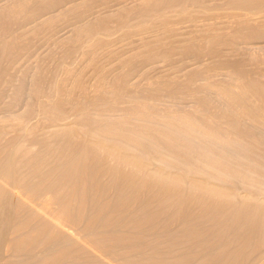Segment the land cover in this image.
I'll use <instances>...</instances> for the list:
<instances>
[{
	"label": "rangeland",
	"instance_id": "374dc122",
	"mask_svg": "<svg viewBox=\"0 0 264 264\" xmlns=\"http://www.w3.org/2000/svg\"><path fill=\"white\" fill-rule=\"evenodd\" d=\"M21 1V2H20ZM24 1H27V2H25L26 3V5L24 6V8L28 5V7H26L25 9H22L23 8V6H20L19 8H17L18 7V4L19 5H22V3H24ZM28 1H29V3H35V5L32 3V4H29L28 3ZM31 1V2H30ZM144 1V0H143ZM147 1V0H146ZM150 1V0H149ZM188 1L189 0H186V2L187 3H183V4H186V5H188V6H190V2H191V0L189 1V3H188ZM206 1H207V3H206ZM204 0V2H205V5L207 4L208 5V2L210 1H208V0ZM213 1H215V2H213ZM225 0H223V1H219V0H211L209 3H210V5H212V4H214V5H216V6H214L213 8L212 7H210L211 8V10H210V12L208 11V16L210 17L211 16V18H213L214 16L216 17V19H215V17H214V20L213 19H211V18H208V16H205V14H207V13H205V14H203V16L201 15V14H199L200 16H197L196 18H195V22L194 23H196V24H191V22H189L191 25V31H195V27H196V30L197 29H200V26L202 25V23H201V21L202 22H204L203 20L205 19V21H207L208 23H211L212 24V22L213 23H216V25H214L215 27L217 26V23L219 22V21H221L223 18L225 19H223L224 21H221L220 23L221 24H223V27H222V25L220 24V23H218V24H220L221 26L219 27V28H221V30L223 29V31H225L226 30V32L227 33H230V31H231V33H232V31L233 30H235L234 28H236V27H234L232 24H233V20H231L230 18H233L231 15H229L228 17L229 18H226L227 17V15L228 14H230V12H231V10L233 11V13H236L237 11H238V9H234L233 7H230L229 5H231V4H229L230 2L228 1V0H226L227 1V4H228V6L229 7H226V3L224 2ZM7 2V3H6ZM16 2H18V3H16ZM57 2V3H56ZM213 2V3H212ZM218 2V3H217ZM221 2V3H220ZM3 3V4H2ZM28 3V4H27ZM70 3V4H69ZM122 3V4H121ZM123 3H124V5H123ZM128 3V4H127ZM141 3L140 2V0H35V2H34V0H0V24H1V22L3 23V24H1L0 25V41H1V45H0V50H2L3 51V54H1L2 53V51H0V148L1 147H3V146H5L6 145V143H9V139L11 140L15 135L17 136V138H16V140L18 139L19 141L20 140H22V143H23V141H26V140H24L23 138H22V136H23V134L25 135V136H23V137H25V139H26V136L28 135L26 132H28L30 135H32L33 134V131H32V129L31 128H33V129H35L34 127L36 126V128H37V126H44V125H46V127L48 128V129H50V128H52V127H59V128H61L62 126L63 127H65V126H67V124L69 123V125H71V127L73 128V126H75L74 128H76V127H78V125L76 126V124L77 123H74V122H78V118L77 117H79V120H80V116L82 115V117H84V118H87L86 116H84L85 114L91 119L90 121H91V123H92V120L94 121L93 122V124H92V126L91 125H88V127H86L85 129H88V131H86V132H89V130H90V132H91V137H90V135H87V134H83V135H81V136H86V138L84 137H81V141L83 140V139H85V141L87 142H89V143H91V140L92 139H97L98 141H97V143H102V141H103V143H109V144H112V145H115L116 143L117 144H120V143H122L121 145L123 146V145H125V147L126 148H128V150H132V151H134L135 152V154L136 155H139L140 154V157L143 159V161H144V163L145 164H147L146 165V169H150V170H157V169H161V167H162V171H165L166 172V170L168 171V172H172V173H174L175 171V175H178L177 173L179 172V171H184L185 169L184 168H187L184 172H182V176H183V173H184V175L188 172V174H186V175H190V176H192V174H193V178H195V177H197L196 179L197 180H199V178H201L200 179V181L201 180H203V182H204V180H208V182H213V184L215 185H218L219 187H221V188H223L224 186V188L223 189H226V190H229V188H230V193H232L233 195L232 196H234V198L232 197L231 198V196L229 197V195L227 196L228 198H227V200L229 199V198H231V200L229 199L228 200V205L226 204L227 203V201H224L225 199H226V197L225 198H223L221 195H218L217 197H220V200H222L221 202L219 201L218 203H217V201L219 200V199H217V197H216V203H214V201H215V199L214 198H211V199H214L212 202L214 203V204H210L211 202V200H209L208 198H209V196H205V195H207V194H210V192L209 193H207L206 191L207 190H205V191H203V192H206V194L205 193H201V190L203 189L204 190V188H199L198 189V192L197 191H195L196 193H194V192H192L191 193V191H192V187H194V186H191V185H187V186H189V188L191 187V189H189V188H187V190H181V188H183V189H186V187L187 186H185V188L183 187L184 185H185V181H184V183H182L181 185H179V183H176V185H179L180 186V188L178 189V190H180V191H178V190H175V188H176V186L174 185V186H172L173 188H171V189H173V190H175V191H178V192H174L173 190H168V191H164V193L166 192H168V195L169 196H165L164 194H163V196L165 197H160L161 198V200H159L160 198H158V199H153V200H151L152 199V197L154 196V192H155V197L156 196H158V195H160V196H162V194H160L161 192L163 193V191H161L162 190V188H161V192L159 193V192H157V186L159 187V185H160V181H157V184H154L153 183V185H157V186H152L151 184H152V182L150 183V185H151V188L148 190L147 189V187H142V183H140V180L142 181V180H147V179H149V178H147V177H145L146 175L145 174H143L141 171L138 173V171L136 170V172L138 173L137 175H135V169L134 170H132L131 168H130V171H128V172H132V171H134V173H133V177H134V175L135 176H138V178L137 179H139V181H137L139 184H142V185H140V186H137V185H139V184H137V182L135 183H133L132 185H130L129 187H126L125 185H123L124 187H122L121 186V183L122 182H120L119 180V182L116 180L115 181V177H114V174H112V171H110L111 173L109 174H105V172H103V173H101L100 174V172L101 171H99V170H97V168H99L100 169V165H96L98 162L96 161V159L98 158V156H97V154H101L102 155V153H103V150L101 151V149H100V153H98L97 152V154L94 156L93 155V157H91V155H90V157H91V159H90V157H88V156H86V158H88V159H84L83 157V159H84V162L85 163H87L86 165L88 166H86L85 164H84V162L82 163H79V164H82L83 165V167L85 166V167H87V168H89V170H91V171H88V169L86 170L87 172H91L90 173V175H89V173H86V174H88L87 176H89L90 177V180L92 179V177L94 178V173L96 172H98L99 171V173H98V175H102L101 177L99 176H97V180H96V187H97V184H98V187L97 188H99V190L95 187V185H93V187H94V189H95V191H93L92 189H91V191H89L88 192V195H90V199H94V197H96L93 201H94V203L92 204V202H90V203H88L90 200L88 199V204H91L92 205V208H91V205H88V204H86L87 206L85 207V213H84V216L85 215H88V214H92V212H93V214L92 215H94L95 214V208H93V206L95 207V204H99V205H101V202H105V201H107L108 203H107V205H104V206H108V208H107V211H108V213H116L115 214V217L114 218H111V219H109L110 221H108V219L106 220L105 219V216H107V213H106V211L105 212H103V213H105V214H103L102 215V218H100V220L102 221V225L101 224H99L101 227H104L105 228V226H107V225H109L107 228H109V229H112V228H114V230L116 231L115 233H117L118 235H119V233H120V235H121V231H122V233L123 234H125V231L128 233V232H130L129 233V235H134V236H132L133 238L132 239H134V237L136 238V236H137V238L136 239H134L133 241H135V243L137 244V245H142V247L143 246H148V247H150V245H152V244H156V246H158V245H160L161 243H164V242H162V241H164V236H166V234H167V231H168V233H170V235H171V237H172V235H174V233L176 232H178V234H180V233H182V231H183V229H186L185 231H186V233H191V235L193 236V229H195V231H194V233H196V235L198 234L197 232L199 231V229H200V231H201V229H203L202 230V232H200V236L201 237H204V238H199L200 236H198L197 238H199V240L201 239V241L200 242H205V243H203L202 242V244H204V245H202L201 247H198V246H196V247H198L196 250V252L192 255V257H194V255H195V257L193 258V259H190V260H192V261H200V263L203 261V260H208L209 259V257L211 258L212 257V255L214 256V258L212 257L210 260H213V262L212 261H210V260H208V262L210 263V264H215L216 263V261H217V263H218V261L220 262V258H218V255L219 256H221V255H225V254H229V253H231L232 254V252H231V250L233 251V249H234V247L233 246H235V245H237L238 247H239V249H237V250H239V251H237V252H235L234 253V255H231V260L233 261H230V257H229V260H228V262H226V263H228V264H230L231 262V264H257V263H260L261 264V262H263L264 260H263V258H264V254H262V253H264V241H262L263 239H264V226L263 225H260V222H261V224L264 222V215H263V219H262V214L264 213L263 212V210H261L262 211V214H261V211H258L259 209H262L261 207H257V206H255L254 207V210L252 209L253 207L252 206H249V204H251L250 202H252V204L253 203H255V202H257L256 200H259V201H263L264 202V179H262L261 178V176L262 177H264V110H262V108L264 109V107H261V105L263 106L264 104L263 103H260V101H259V99H258V97L257 96H255V95H253V94H247V93H244V95L242 94H237V92L236 91H239V88H238V86L236 85L237 83H238V85H239V83H242V82H247V81H250L249 82V85H252V84H250L251 82H253L255 79V82L258 80V81H260V83L262 84V82H263V85H264V80H263V78H264V64H263V62H264V44L263 45H261V43H263L264 42V36H263V40L262 39H260V37H258V39H257V35L255 36V33L254 34H246L245 32L246 31H244V33L246 34L245 36H246V38H248V40H249V35H253L254 37H255V39L253 38V37H251L250 38V41H248L247 42V40L246 41H244V40H242V39H245V38H243L244 36L243 35H241V36H243V37H241L242 39H239L240 37H238V41H237V44L240 42L243 46H241V44L239 43L238 45H239V47L241 46V48L239 49L237 46V44H236V42L234 43V45H236V47L238 48V50H237V53H238V51H240L241 53L239 54L238 53V55H237V57H236V52L233 54V51H236V49H232V52H230L228 49H230L229 48V45H227L228 46V48H226L225 46L226 45H221V50L222 51H224V53H223V55L225 56L224 57V61H222L221 60V62H223V63H218L219 65H221V66H218V64H216L215 62H216V60H218L217 62H219L220 61V57L221 58H223L222 56H220V55H222L221 53L219 54V58H218V56H216L218 59H214L215 60V62L211 59V58H215V56H210L211 58H206L205 60L203 59L204 57H206V55L204 54H202L203 56V58L201 59H197V56L196 57H194L193 58V54H195V53H193L192 52V54H190V52L189 53H187V54H185V55H187V56H189V55H191V57L189 56V57H183V55L184 54H180V56L182 57L181 59H180V56H179V53L177 52V50L175 51V52H177V53H174V52H172L173 54H171V56H173V59L171 60V62H169L170 60H166L165 61V59H164V61H163V59L158 55L157 57L158 58H155V57H149V56H146L145 57V59L147 58V59H152V60H148L147 62L145 61V59H142V58H140V60L138 61V58L137 59H135L136 61H137V63H135L134 65H136V66H134L135 68H132V69H134V70H131V72L130 73H128V75H126V76H128L127 77V82L129 83V85L131 86V87H128L129 88V90H125V92H120L121 94H123V95H118V94H116V92L114 91V94H113V96H110L109 94H110V92H111V90H109L110 92H109V94L107 95H103V94H105V93H102V96H104V97H102L101 95H100V97L99 96H97L96 98L95 97H93L94 96V92L96 91V88H94V87H96V86H93V85H98L100 82H104L105 81V83L106 84H110V83H112L111 81L114 79L115 80V78L117 77H113V76H115L116 75V73L119 75L120 74V72H124V69H122V65L121 66H119L118 64H119V62H117L116 60H118V58H121L122 57V55L124 56V54H125V51H127L126 52V55L128 54V52L130 51V53L131 54H133V52L131 51V49L133 50L134 48L136 49H138L139 51H140V53L142 54V53H144L143 51L145 50L146 51V49L145 48H147V50H148V48H150L151 46H148L147 47V45H151L152 44V41L154 40V41H156L157 40V38L161 35V33H162V31L161 30H163L164 28L163 27H152V26H146L147 24H145L146 22H144L145 20L144 19H141L140 17H137V19H139V20H135L134 18H136V17H134V18H131V20L129 21V24L132 22V23H139V24H135L136 26H134V24H133V27L134 28H136V29H134L132 26H131V28H130V30L129 31H127V29L128 28H126V26H121L120 24H119V22H116V21H114V19L112 18L113 16L111 15L114 11V14L113 15H115V13L116 12H120V10L119 9H121V7H126L125 9H130L131 7V4H132V8H133V6L135 7L136 5H139V4ZM14 4V5H13ZM16 4V5H15ZM38 4V5H37ZM53 4V5H52ZM67 4V5H66ZM122 6H121V5ZM126 4V5H125ZM218 4V5H217ZM222 5V6H220V5ZM225 4V5H224ZM40 5V6H39ZM57 5V6H56ZM73 5H76L74 8H73ZM130 5V6H129ZM186 5H181V7H185ZM194 4H192L191 6L192 7H194L193 6ZM206 5V6H207ZM209 5V6H210ZM43 6V7H42ZM59 6V7H58ZM70 6H71V8H70ZM220 6V7H219ZM232 6V5H231ZM13 7V8H12ZM61 7L63 8V9H61ZM67 7H69V8H67ZM80 9H79V8ZM105 7V8H104ZM180 7V8H181ZM196 7V6H195ZM194 7V8H195ZM208 7V6H207ZM6 8V9H5ZM16 8V9H15ZM40 8V9H39ZM174 8V7H173ZM175 8H178V6H176ZM180 8L179 9H177V15H178V11H180ZM191 8V7H190ZM193 8V9H194ZM2 9V10H1ZM4 9V10H3ZM14 9V10H13ZM17 9H18V11H17ZM73 9H74V11L75 12H73ZM77 9H79L80 11H82V13L80 12L79 14H81V17L82 18H79L78 16H79V14H76V12L78 13L79 12V10H77ZM188 10H189V7L187 8ZM6 10V11H5ZM23 10V11H22ZM72 10V11H71ZM77 10V11H76ZM103 10V11H102ZM117 10H119V11H117ZM191 10V9H190ZM221 10V11H220ZM227 10V11H226ZM14 11V12H13ZM25 11V12H24ZM67 12L68 14H69V12H70V14L68 15L67 13H65V12ZM109 11V12H108ZM121 11H122V9H121ZM212 11L213 12H215L216 11V13H220V15H217L216 13H214V15H213V13H212ZM218 11V12H217ZM230 11V12H229ZM236 11V12H235ZM16 12V13H15ZM24 12V13H23ZM34 12V13H33ZM56 12V13H55ZM106 12V13H105ZM171 12V11H170ZM182 12V11H181ZM222 12V13H221ZM224 12V13H223ZM7 13H9V14H7ZM13 13H15L14 15H13ZM21 13V14H20ZM36 13V14H35ZM63 13V14H62ZM101 15H100V14ZM103 13H105V16H104V14ZM173 13V15L175 14L176 15V12L174 13V11L172 12ZM226 13H228V14H226ZM232 13V12H231ZM4 14V15H3ZM18 14V15H17ZM51 14H53V17H52V15ZM96 14V15H95ZM107 14V15H106ZM116 14H118V13H116ZM210 14H212V15H210ZM218 16H216V15ZM222 14V15H221ZM6 15V16H5ZM12 15V16H11ZM25 15V16H24ZM49 15V16H48ZM55 15H57L58 16V19L56 20V18H57V16H55ZM66 15V16H65ZM71 15V16H70ZM78 15V16H77ZM83 15V16H82ZM97 15H100V16H97ZM108 15H109V17H108ZM174 15V20H173V18L171 19V16H170V19L171 20H173L174 21V25L175 26H178V30H180V28L181 29H190V27H188L187 26V24H189V23H186V21H183L182 22V20L179 22V20H177V22H176V18L178 19V16L176 15L175 16ZM226 15V16H225ZM14 16V17H13ZM60 16V17H59ZM62 16H64V17H62ZM68 16V17H67ZM103 17V18H105L106 17V23H108L109 22V20H111V19H113V23L111 24L110 23V25H109V23L107 24V25H109L110 26V29H109V27L107 28V29H102L101 28V30L99 31V29H100V27H97V28H99V29H97V28H94V29H96V30H93L92 29V31H94L93 32V34L92 35H89V34H91L92 33V31H91V33H89V34H87V33H83V34H81L79 37H78V39H80V40H78V41H76V42H79V43H75V42H73V43H69V41H71L72 40V35H73V33H75L76 32V29L78 30L79 29V27L81 28H83V27H85L87 24L89 25V23L91 24V22L92 21H94L96 18H100V17ZM112 16V17H111ZM201 16H202V20H201ZM222 16H225V17H221L222 19H220V17ZM35 17V18H34ZM71 17V18H70ZM73 17V18H72ZM75 17V18H74ZM85 17V18H84ZM88 17V18H87ZM96 17V18H95ZM107 17H108V21H107ZM110 17H111V19H110ZM199 17V18H198ZM206 17V18H205ZM3 18V19H2ZM13 18V19H12ZM39 18V19H38ZM51 18L52 19H54L55 18V20H52V22H51ZM61 18V19H60ZM67 20H66V19ZM69 18L71 19V20H69ZM217 18H219V19H217ZM4 19H7V20H4ZM10 19H12V20H10ZM28 19V20H27ZM35 19V20H34ZM60 19V20H59ZM79 21H77V20ZM86 19V20H85ZM98 19H96V20H98ZM133 19V20H132ZM140 19L142 20V22L144 23H142V22H140ZM198 19H200V20H198ZM206 19H208V20H206ZM10 20V21H9ZM29 20H30V22H29ZM41 20V21H40ZM50 20V21H49ZM66 20V21H65ZM69 20V21H68ZM135 20V21H134ZM144 20V21H143ZM185 20V19H184ZM210 20H213V21H211L210 22ZM230 23V20L232 21V24H230V25H226V24H224L223 22H227V21ZM40 21V22H39ZM87 21H88V23H87ZM90 21V22H89ZM196 21H199L198 23L196 22ZM215 21H217V22H215ZM35 22V23H34ZM86 22V23H85ZM95 22V21H94ZM115 22V23H114ZM177 24H176V23ZM206 22V23H207ZM31 23H32V25H31ZM44 25H43V24ZM46 23V24H45ZM48 23V24H47ZM178 23H180L179 25H178ZM184 23H186V24H184ZM228 23V24H229ZM25 24H26V26H25ZM27 24H28V26H27ZM34 24V25H33ZM71 24V25H70ZM77 24H78V26H77ZM83 24V25H82ZM200 25V26H196V25ZM235 24V23H234ZM3 25H5L4 27H2ZM30 25V26H29ZM73 25V26H72ZM131 25V24H130ZM140 25L142 26L143 25V27H140ZM8 26V27H7ZM24 26V27H23ZM40 26H41V28H40ZM43 26V27H42ZM75 26H77V27H75ZM114 26V27H113ZM172 27H173V25H171ZM185 26V27H184ZM193 26H195V27H193ZM219 26V25H218ZM224 26H226L227 28H228V26H230L229 28H228V30H227V28L226 27H224ZM234 27V28H232V30H230L229 31V29L231 28V27ZM32 27H34V28H32ZM39 27L40 29H37V28ZM112 27L115 29H113L112 31H111V29H112ZM119 27V28H118ZM122 27H123V29L124 28H126L125 30L126 31H123V29H122ZM138 27H140L139 29H138ZM145 27H147L148 29L147 30H145L146 28ZM184 27V28H183ZM199 27V28H198ZM202 27V26H201ZM4 28V29H3ZM8 28V29H7ZM25 28V29H24ZM37 29V31H36V29ZM133 28V29H132ZM176 28H174V30L176 29ZM218 28V27H217ZM225 28V29H224ZM6 29V30H5ZM34 29H35V31H36V33H33V31H34ZM110 31H109V30ZM143 30V31H141V30ZM4 30V31H3ZM10 30V31H9ZM24 30V31H23ZM70 30H71V33H70ZM98 30V31H97ZM117 30V31H116ZM133 30H134V33H135V31H137V33H133ZM144 30H145V33H144ZM150 30H152V31H150ZM153 30H155V31H153ZM159 31V36H158V31ZM178 30L176 31H172V34L173 33H175V35L173 34V35H171V33L170 34H168V35H170L169 37L170 38H172V40H173V37L172 36H175V37H177L178 35H181L182 37L184 36V35H186V36H188V33H189V31L190 30H188V33H186V31L187 30H185V31H183V30H181V33H180V31H179V33H178ZM101 31H104V33H101ZM115 31H116V33H115ZM120 31H122V33H124V34H122V33H120ZM164 31H165V29L163 30V33L162 34H164L163 36V38H164V40H165V38H166V40H167V37H168V35H166L165 33H166V31H165V33H164ZM182 31H183V33H182ZM125 32L127 33L126 35H125ZM239 32V31H238ZM27 35H26V34ZM95 33V34H94ZM96 33L98 34V33H100V34H98V35H96ZM106 33V34H105ZM108 33H109V35H108ZM115 33V34H114ZM132 33H133V35H132ZM154 33H157V35L156 34H154ZM233 33H234V31H233ZM242 33V32H241ZM240 33V34H241ZM34 34H36L35 36H34ZM176 34H177V36H176ZM262 34V33H258V36H260V35ZM13 35V36H12ZM32 35V36H31ZM87 35H89L90 37H87ZM94 35V36H93ZM97 36V38H96V36ZM103 35H107V37L106 36H103ZM129 35V36H128ZM153 35V36H152ZM166 35V36H165ZM30 36V37H29ZM34 36V37H33ZM70 36V37H69ZM81 36H83V38H80ZM98 36H101V37H103V38H101V37H99L100 39H98ZM119 36V37H118ZM150 36V37H149ZM248 36V37H247ZM36 37V38H35ZM70 38V40H69V38ZM106 37V39L104 40V38ZM152 37V38H151ZM156 38V39H153V38ZM162 37V36H161ZM174 37V38H175ZM179 38H180V36H178ZM181 37V38H182ZM35 38V39H34ZM68 38V39H67ZM88 38V39H87ZM93 38V39H92ZM110 38V39H109ZM162 38V39H163ZM179 38H177V40L180 42H178V45H183L184 43H182L183 42V40L182 41H180L181 40V38L179 39ZM253 38V39H252ZM57 39V40H56ZM66 39V40H65ZM90 39V40H89ZM94 39H96V41L94 40ZM98 39V40H97ZM103 40V43H104V45L102 46V44L100 43V42H102V40ZM115 39V40H114ZM133 39H135V40H133ZM145 39V40H144ZM153 39V40H152ZM182 39H185V37H183ZM64 40V41H63ZM84 40H85V42H84ZM91 40H92V43H90L91 42ZM148 40H150V42H148ZM171 40V39H170ZM171 40V41H172ZM175 40H176V38H175ZM177 40H176V42H177ZM237 40V39H236ZM239 40H241V41H239ZM252 40H254V41H252ZM259 40V41H258ZM68 41V44L66 43V42ZM83 41V42H82ZM108 42L107 44H106V42ZM153 41V42H154ZM174 41V40H173ZM263 41V42H262ZM3 42V43H2ZM5 42V43H4ZM66 44H64V43ZM98 42V43H97ZM8 43V44H7ZM155 43V42H154ZM153 43V44H154ZM175 43V42H174ZM246 44V46L244 47V45ZM248 43V44H247ZM250 43V44H249ZM257 43H259L258 45L260 46H258L257 45ZM6 46H5V45ZM62 44V45H61ZM81 44V45H80ZM83 44V45H82ZM91 46H90V45ZM94 44V45H93ZM98 44H100V46L98 45ZM106 44V45H105ZM176 44V46H177V43H175ZM255 46H254V45ZM64 45V46H63ZM71 45V46H70ZM74 45V46H73ZM78 45V46H77ZM93 45V46H92ZM96 45H98L99 47H98V49H97V46ZM250 45V46H249ZM251 45H252V47H251ZM66 46H67V48H66ZM68 46H70V49H69V47ZM73 46V47H72ZM90 48H89V47ZM110 46H111V48H110ZM153 46V45H152ZM4 47V48H3ZM79 47V48H78ZM230 47H231V45H230ZM244 47V48H243ZM248 47H249V49H248ZM251 47V48H250ZM254 47H255V49H254ZM257 47V48H256ZM263 47V48H262ZM5 48H6V51H5ZM72 48H74V49H72ZM84 48H86V49H84ZM93 48V49H92ZM96 48V49H95ZM231 48H235V46H232ZM8 49V50H7ZM12 49V50H11ZM14 49V50H13ZM67 49V50H66ZM88 49V50H87ZM89 49H91L92 50V54H91V50L89 51ZM107 49V50H106ZM109 49L111 50V52H112V49H113V52H114V55L116 56H114L113 57V55H112V57H113V59H112V57L110 56L109 57V55H111V54H113V52L111 53V54H109V52H107V51H109ZM117 49V50H116ZM135 49L133 50L134 51V54L138 51L137 49V51L135 52ZM225 49V50H224ZM260 49V50H259ZM81 50V51H80ZM83 50H84V52H83ZM95 50V51H94ZM96 50H98L97 52H96ZM115 50V51H114ZM123 50H125L124 52H122ZM229 51L230 52V54H229V52H227V53H225V51ZM246 50V51H245ZM258 50V51H257ZM5 51V52H4ZM10 51V52H9ZM20 51V52H19ZM64 51H65V53H64ZM72 51H74L73 53H72ZM78 51V52H77ZM94 51V52H93ZM105 51H106V53H105ZM116 51L118 52V51H121V53H124V54H122L121 56L119 55V57H118V54H120V52H118V53H116ZM138 51V52H139ZM248 51V52H247ZM7 52V53H6ZM18 52H19V54H18ZM55 52V53H54ZM58 52V53H57ZM68 52V53H67ZM71 52V53H70ZM11 53V54H10ZM15 53V54H14ZM108 53V54H107ZM117 55H116V54ZM129 53V56L131 55ZM255 53V54H254ZM259 53V54H258ZM262 53H263V55H262ZM105 54V55H104ZM235 56V59H234V57H231L230 58V56H233V55ZM243 54V55H242ZM251 54V55H250ZM252 54H254V55H252ZM260 54H261V56H260ZM9 55V56H8ZM16 55V56H15ZM63 55H64V57H63ZM71 55V56H70ZM96 55V56H95ZM137 55H139V54H137ZM228 57H227V56ZM230 55V56H229ZM246 55H249L248 56V58H245V56ZM257 55V56H256ZM259 55V56H258ZM8 56V57H7ZM90 56V57H89ZM98 56V57H97ZM128 56V55H127ZM126 56V57H127ZM199 56L201 57V55H198V58H199ZM241 56V57H240ZM12 57V58H11ZM15 57H17V58H15ZM66 57V58H65ZM68 57V58H67ZM241 59H240V58ZM251 57V58H250ZM256 57H258V58H256ZM259 57H261L260 59L262 60L263 59V61H260V59H259ZM263 57V58H262ZM15 58V59H14ZM64 58V59H63ZM123 58V57H122ZM153 58H155L156 59V61H155V59H153ZM160 58V59H159ZM178 58L180 59V60H178ZM188 58H189V60H188ZM191 58H193V59H191ZM197 59L198 61H195L194 59ZM232 58L234 59V60H232ZM12 59V60H11ZM96 59V60H95ZM99 59V60H98ZM124 59V58H123ZM142 59V60H141ZM207 59L209 60H212L215 64H216V66L215 67H213L215 64H212V62L209 60V61H207ZM256 59V61L259 59V61H258V63L257 62H255L254 60ZM62 60V61H61ZM74 60V61H73ZM120 60V59H119ZM144 60V61H143ZM173 60H176L175 61V63H174V61ZM177 60L179 61L178 63H177ZM185 60V61H184ZM191 60H193V62L191 61ZM202 60V61H201ZM232 60V61H231ZM243 60V61H242ZM109 61H110V63H109ZM135 61V62H136ZM140 61H142V62H140ZM183 61V63H181ZM189 61V62H188ZM195 61V62H194ZM202 62V63H200V62ZM203 61H204V63L205 62H209V63H211L210 64V66H209V63L207 64V63H205L206 65H204V63H203ZM237 61V62H236ZM238 61H240V62H238ZM72 62V63H71ZM104 62V63H103ZM113 62V63H112ZM115 62H117V63H115ZM149 62V63H148ZM168 62V63H167ZM186 62L189 64H186ZM191 62V63H190ZM198 62V63H197ZM232 62H234V63H232ZM251 62H253V64L251 63ZM261 62V63H260ZM7 63V64H6ZM59 63V64H58ZM61 63V64H60ZM64 63V64H63ZM104 65H103V64ZM121 63V62H120ZM140 63V64H139ZM152 63V64H151ZM169 63H172V64H169ZM184 63H185V65H184ZM200 63V64H199ZM225 63V64H224ZM255 63H257V65L255 64ZM79 64V65H78ZM145 64V65H144ZM178 64H180V66H181V68H180V66L178 65ZM198 64V65H197ZM262 66V68H261V66ZM58 65V66H60V67H58L57 66V68H56V66ZM70 65V66H69ZM112 65V66H111ZM118 65V66H117ZM149 65V66H148ZM152 65V66H151ZM157 65V66H156ZM184 65V67H182ZM186 65H188V66H186ZM192 65V66H191ZM193 65H195L194 67L195 68H197V67H199V68H197V69H199V70H197V69H195L194 67H193ZM202 65V66H201ZM238 65V66H237ZM259 65V66H258ZM7 66H9V67H7ZM43 66V67H42ZM49 66L51 67V68H49ZM67 66V67H66ZM104 66V67H103ZM113 66H115V67H117L118 68V70L116 71L115 69H117V68H113ZM145 66V67H144ZM147 66V67H146ZM162 66V67H161ZM165 66V67H164ZM167 66V67H166ZM175 66L177 67V70L175 71ZM207 66H209V67H211L212 69H211V71L213 70V71H217L216 73L215 72H210V68L209 67H207ZM246 66V67H245ZM255 66L257 67L256 68V70H255ZM109 67H112V68H109ZM137 67V68H136ZM154 67V68H153ZM171 67H174V68H171ZM192 67V68H191ZM203 67L205 68V69H209V71H208V69L207 70H205V69H203ZM223 69H222V68ZM236 67H238L237 69H239V67H240V69L242 70L241 72H239L238 73V71H236L237 69H236ZM2 68H3V70H2ZM4 68H5V70H4ZM70 68V69H69ZM120 68V69H119ZM143 68H144V70L146 71H143ZM178 68H180V69H178ZM187 68H188V71H186L187 70ZM202 70H201V69ZM216 70H215V69ZM221 68V69H220ZM253 68H254V70H253ZM261 68V69H260ZM69 69V70H68ZM108 71H107V70ZM112 69V70H111ZM137 69H138V71H137ZM147 69V70H146ZM156 69V70H155ZM159 69V70H158ZM162 69V70H161ZM171 69V70H170ZM184 69H186V70H184ZM191 69H195V70H191ZM219 69V70H218ZM225 69V70H224ZM10 72H9V71ZM54 71V72H52V71ZM111 70V71H110ZM114 70V71H113ZM121 70V71H120ZM123 70V71H122ZM170 70V71H169ZM174 72H173V71ZM181 70H182V72H181ZM190 70V71H189ZM201 70V71H200ZM224 70V71H223ZM235 70V71H234ZM249 70V71H248ZM5 71V72H4ZM61 73H60V72ZM69 72V74H68V72ZM72 71V72H71ZM80 71V72H79ZM107 71V72H106ZM111 72V74H110V72ZM118 71H119V73H118ZM142 72V74H141V72ZM185 71L186 72H188V73H185ZM203 71V72H202ZM209 72V73H206V74H208L207 76L209 77H205L206 76V74H204L205 72ZM222 71H223V73H222ZM248 71V72H247ZM254 71V72H253ZM260 71V72H259ZM6 72H7V74H6ZM40 72L42 73V75L44 76V75H46V76H44L43 77V79L44 80H46L45 82L43 81V79H42V76H41V80H39V78L37 77V79L39 80H37V79H35L36 78V75L35 74H37V76H38V73L40 74ZM57 72V73H56ZM65 72H67V75L66 74H64ZM71 72V73H70ZM105 72V74L107 75H103L102 73H104ZM116 72V73H115ZM144 72V73H143ZM168 72H170V73H168ZM178 72V73H177ZM184 72V73H183ZM234 72H237L239 75L242 73V75H236ZM244 72H245V74H244ZM251 72V73H250ZM258 72V73H257ZM261 72H263V74L261 73ZM3 73V74H2ZM35 73V74H34ZM48 73V74H47ZM53 73V75H51ZM72 73H73V75H72ZM81 73H82V76H83V82L86 84V86H87V84H88V86H87V88H86V91L88 90V89H90V91L88 92L89 94H86V95H91L93 98H87V96H83L82 97V95H80V94H82L83 92H80V91H76V93H75V95L76 96H72L71 97V95L70 94H64V97L65 96H67V97H65L66 99H64V98H62V100L63 101H66L65 103H67V104H69L70 102V104L72 105H70V107H69V105H66L67 106V111L65 110L64 111V109H63V111L62 112H64V113H59L58 112V114H57V112H56V114H55V112H54V116L55 115H57V116H53L52 115V117H51V119L54 121V122H51L50 124H48V122H47V120L49 119V118H47V114H48V108L45 110V111H43L42 112V108L41 107H44V105H46L45 107H47L48 105L50 106L51 105V102H52V104L53 105H51L50 107H51V110H52V107H54V103H53V101L55 102V100L57 99V96H55V98H54V94L56 93L57 94V91L54 89V87H53V83L55 84L56 82H54V81H57V83L60 81V79H62V77L63 76H65V77H63V79L65 78L66 79V87H68V85H70L71 84V82H72V80L70 79V78H73L74 76H75V74H79V75H81ZM115 75H114V74ZM132 73V74H131ZM147 73H148V75H147ZM164 73V74H163ZM181 73V74H180ZM203 73V74H202ZM214 73V74H213ZM260 73V74H259ZM61 74H62V76H61ZM103 75V77H101V79L102 80H104V79H106V80H104V81H101L100 80V75ZM144 74V75H143ZM169 74V75H168ZM176 74H178L179 76H177ZM184 76H183V75ZM189 76H188V75ZM252 74V75H251ZM33 75H34V77H33ZM69 75V76H68ZM73 77H72V76ZM101 75V76H102ZM111 75H112V77H111ZM133 77H132V76ZM146 75V76H145ZM166 75H168V76H166ZM176 75V76H175ZM187 75V76H186ZM202 75V76H201ZM203 75H204V77H203ZM246 75V76H245ZM254 75V76H253ZM263 75V76H262ZM1 76H3V77H1ZM7 76H8V78H7ZM9 76L11 77V78H9ZM25 76V77H24ZM66 76H68L67 78H66ZM81 76V77H82ZM109 76V77H108ZM140 76V77H139ZM144 76V77H143ZM149 76V77H148ZM157 76H159V77H157ZM168 77V78H170V80H173L174 78V82L176 83L177 82V85L174 83V82H172V84L170 85V87L169 88H167L166 90H157V89H160L161 87L160 86H158V87H160V88H157L156 87V89H153L154 88V86H155V84L154 83H152L153 85H151V82H154L153 80H156L157 78H161V77ZM242 76V77H241ZM256 76L258 77V78H256ZM23 77V78H22ZM46 77V78H45ZM48 77H50L49 79H51L53 82H49V80H48ZM61 77V78H60ZM180 77V78H179ZM191 77V78H190ZM246 77V79H244V78ZM252 78V80H251V78ZM253 77H254V80H253ZM7 78V79H6ZM53 78H54V80H53ZM56 78V79H55ZM98 78H99V83H97L98 82ZM109 78V79H108ZM111 78H112V80H111ZM145 78V79H144ZM196 78V79H195ZM261 78V79H260ZM6 79V80H5ZM58 79H59V81H58ZM62 79V80H63ZM64 79V80H65ZM151 79V80H150ZM159 79H157V80H159ZM161 79H163V78H161ZM212 79V80H211ZM233 79V80H232ZM248 79V80H247ZM1 80H3V81H1ZM34 80V81H33ZM86 82H85V81ZM108 80V81H107ZM111 80V81H110ZM113 80V81H114ZM132 80V84H131V81ZM148 80H149V82H148ZM188 82H186V81ZM192 82H191V81ZM238 80H239V82H238ZM5 81V82H4ZM35 82V84L37 85V86H39L40 87V85L39 84H42L40 81H43L44 83H43V85H41L42 87H44L43 89V91L45 92V93H40L41 95H43V96H40V94H39V96L37 95V93L34 91V90H36L35 88V86L36 85H34V83L33 82ZM36 81H38V83L36 82ZM210 81V82H209ZM215 81V82H214ZM232 81H233V83H232ZM241 81V82H240ZM257 81V82H258ZM8 82V83H7ZM23 82V83H22ZM48 82H49V84H48ZM70 82V83H69ZM91 82V83H90ZM156 82V81H155ZM203 82V83H202ZM5 83V84H4ZM24 83H25V85H24ZM56 83V84H57ZM104 83V84H105ZM128 83H127V85H128ZM149 83V84H148ZM220 83H222V84H220ZM224 83L226 84V85H224ZM259 83V82H258ZM23 86H22V85ZM47 85L48 87L50 86V88H52V89H54V90H52V89H48V87H45L44 85ZM52 84V85H51ZM84 84V85H85ZM105 84V85H106ZM148 84V85H147ZM158 84V83H157ZM157 84H156V86H157ZM198 84V85H197ZM200 84V85H199ZM20 85V86H19ZM128 85V86H129ZM159 85V84H158ZM180 85V86H179ZM26 86V87H25ZM52 86V87H51ZM92 86H93V89H92ZM152 86H153V88H152ZM210 86V87H209ZM225 86H226V88H225ZM19 87H21L22 88V91H21V88H19ZM34 87V88H33ZM133 87V88H132ZM150 87V88H149ZM184 87V88H183ZM187 87V88H186ZM193 87H194V89H193ZM224 89H223V88ZM229 87H230V89H232L233 91H235L236 93H235V95H237V96H239V97H236V96H234V98L232 97V96H230L229 97V95H227L226 96V94H227V90H226V92L224 91L223 92V90H225V89H229ZM236 87V88H235ZM16 88H17V90H16ZM41 88V87H40ZM200 88V89H199ZM210 88H212V89H210ZM216 88H218V89H216ZM20 91H19V90ZM30 89V90H29ZM32 89V90H31ZM46 89V90H45ZM134 90V91H130V90ZM136 89V90H135ZM214 89V90H213ZM237 89V90H236ZM194 90V91H193ZM197 90H199V91H197ZM201 90V91H200ZM205 90V91H204ZM15 91V92H14ZM19 91V92H18ZM32 91H34V92H32ZM41 91H42V88H41ZM49 91H51V92H49ZM52 91H54V92H52ZM153 93H152V92ZM178 93H177V92ZM197 91V92H196ZM217 91V92H216ZM28 94H27V93ZM79 92V93H78ZM127 92H129V94L127 93ZM133 92V93H132ZM176 92V93H175ZM181 92V93H180ZM14 93H16L17 95H15ZM22 93V94H21ZM32 93V94H31ZM35 93V94H34ZM47 93V94H46ZM53 95H52V94ZM96 93V92H95ZM107 93H108V90H107ZM113 93V92H112ZM112 93H111V95H112ZM125 93V94H124ZM135 93V94H134ZM138 93V94H137ZM145 93V94H144ZM162 93V94H161ZM194 93V94H193ZM218 93V94H217ZM239 93V92H238ZM12 94V95H11ZM14 94V95H13ZM46 94V95H45ZM49 94V95H48ZM55 94V95H56ZM83 94H85V93H83ZM117 95V98L114 96V95ZM137 94V95H136ZM155 94V95H154ZM169 94V95H168ZM175 94V96H173ZM185 94V95H184ZM205 94V95H204ZM37 97V99L34 97ZM37 95V96H36ZM68 95H70L69 97H68ZM80 95V96H79ZM142 95H143V97H142ZM152 95V96H151ZM183 95V96H182ZM191 95H192V97H191ZM196 95V96H195ZM250 95L252 96L251 98H254V99H250ZM18 96H19V98H18ZM29 96V97H28ZM53 96V97H52ZM90 96V97H91ZM106 96V97H105ZM110 96V97H109ZM121 96V97H120ZM132 96V97H131ZM145 96V97H144ZM198 96V97H197ZM242 96H243V98H242ZM12 97V98H11ZM13 97H15L14 98V100H12L13 99ZM21 97V98H20ZM32 97V98H31ZM42 99H40V98ZM49 97V98H48ZM51 97H52V99H51ZM72 99H71V98ZM76 97V99H73V98H75ZM108 97V98H107ZM131 97V99H129ZM134 97V98H133ZM159 97V98H158ZM174 97V98H173ZM181 97V98H180ZM195 97V98H194ZM207 97V98H206ZM218 97V98H217ZM257 97V98H256ZM30 98H31V100H30ZM35 100H34V99ZM38 98H39V100H38ZM43 98H44V100L46 101V102H44V100H43ZM82 98V99H81ZM104 98H106L105 100H104ZM110 98H111V100H110ZM114 100H113V99ZM157 98V99H156ZM177 98V99H176ZM185 98H186V100H185ZM189 99V101H188V99ZM204 98V99H203ZM236 98H237V100H236ZM250 100V102H249V100ZM15 99H17V100H15ZM69 99L71 100L70 102H69ZM79 99H81L82 101H80ZM85 99V100H84ZM86 99L88 100V99H90V100H88V102L86 101ZM124 99H126V100H124ZM136 99H138V100H136ZM171 99V100H170ZM180 99V100H179ZM183 99V100H182ZM227 99V100H226ZM256 99V100H255ZM258 99V100H257ZM12 100V101H11ZM21 100V101H20ZM30 100V101H29ZM37 100V101H36ZM41 100V101H40ZM51 100V101H50ZM75 102H74V101ZM92 100V101H91ZM95 100V101H94ZM116 100V101H115ZM118 100V101H117ZM142 100V101H141ZM211 100V101H210ZM243 100V101H242ZM245 100V101H244ZM254 100V101H253ZM31 101L32 102H34V103H36V105L34 104V103H31ZM40 101V103H38ZM57 101V100H56ZM143 101H144V103H143ZM238 101H240V102H238ZM258 101H259V104H256V103H258ZM9 102H10V104H9ZM19 102V103H18ZM25 102V103H24ZM30 102V103H29ZM44 102V103H43ZM58 102V101H57ZM69 102V103H68ZM78 102V103H77ZM83 102V103H82ZM111 102V103H110ZM137 102V103H136ZM209 102V103H208ZM240 104V105H238V103ZM252 102V103H251ZM9 105H8V104ZM12 103V104H11ZM28 103V104H27ZM48 103V104H47ZM56 103V102H55ZM65 103H64V107H66L65 106ZM85 103V104H84ZM89 103V104H88ZM97 103V104H96ZM103 103V104H102ZM105 103V104H104ZM110 103V104H109ZM125 103V104H124ZM129 103H130V105H129ZM144 105H143V104ZM231 103H233L232 104V106L231 105H229V104H231ZM255 105H254V104ZM25 104H27V105H25ZM30 104H33V105H31L30 106ZM40 104H41V106H40ZM80 104V105H79ZM92 104V105H91ZM112 104V105H111ZM133 104H135V105H133ZM142 106H140V105ZM192 106H191V105ZM242 104V105H241ZM261 104V105H260ZM11 105V106H10ZM19 105V106H18ZM82 105V106H81ZM95 105V106H94ZM102 107H101V106ZM121 105V106H120ZM123 105H124V107H123ZM193 105H195V106H193ZM209 105V106H208ZM244 105H245V107H244ZM246 105H248L247 107L249 108V110H251V111H249V110H247L248 108L246 107ZM254 105V106H253ZM258 105V106H257ZM4 106H7V107H4ZM24 106V107H23ZM33 106V107H32ZM34 106H35V109H34ZM38 106V107H37ZM75 106H80L79 107V109H78V107H75ZM83 106H85L84 108H83ZM99 106V107H98ZM111 106V107H110ZM134 107V108H131V107ZM190 106V107H189ZM236 108H235V107ZM240 106V107H239ZM1 107H3V108H1ZM11 107V108H10ZM29 107H31L32 109H30ZM44 107V108H45ZM50 107H49V109H50ZM63 107V108H64ZM69 107V108H68ZM72 107V108H71ZM74 107H75V109H74ZM90 107V108H89ZM93 107V108H92ZM105 107V108H104ZM106 107H107V109H109V111L106 109ZM117 107V108H116ZM131 108V109H129V108ZM138 107H140L141 109H139ZM192 107V108H191ZM230 107L232 108V109H230ZM242 107V108H241ZM243 107H244V109H243ZM261 107V108H260ZM24 108V109H23ZM26 108V109H25ZM30 110H33V111H31V112H33V113H31V115L33 116H30V112H27L29 109ZM39 110H38V109ZM43 108V109H44ZM77 108V109H76ZM82 108V109H81ZM123 108V109H122ZM125 108V109H124ZM194 108V109H193ZM218 108V109H217ZM247 108V109H246ZM256 108H258V109H256ZM8 109V110H7ZM10 109V110H9ZM13 109V110H12ZM71 109H73V110H71ZM92 109V110H91ZM102 109V110H101ZM112 109H114L113 111H112ZM120 109H122L121 111H120ZM135 109H136V111H135ZM138 109V110H137ZM198 109V110H197ZM203 109V110H202ZM216 109V110H215ZM220 109V110H219ZM234 109H235V111H234ZM237 109V110H236ZM241 111H240V110ZM12 110V111H11ZM25 110V111H24ZM29 110V111H30ZM96 110V111H95ZM99 110H100V112H99ZM127 110V111H126ZM130 110V111H129ZM222 110V111H221ZM231 110V111H230ZM232 110H233V113H231L232 112ZM245 110V111H244ZM4 111V112H3ZM14 111V112H13ZM37 111V112H36ZM41 111V112H40ZM72 111V112H71ZM98 111V112H97ZM104 111V112H103ZM106 111V112H105ZM126 111V112H125ZM138 111V112H137ZM214 111V112H213ZM237 111H239V112H241V113H238ZM249 113H248V112ZM252 111H253V113H252ZM261 111V112H260ZM19 112V113H18ZM25 112H27V113H25ZM35 112V113H34ZM46 113V117H44V115L45 114H43V113ZM82 112H83V114H82ZM115 112V113H114ZM123 112V113H122ZM136 112V113H135ZM140 112V113H139ZM211 112V113H210ZM213 112V113H212ZM229 112V113H228ZM243 112V113H242ZM247 112V113H246ZM251 112V113H250ZM13 113H14V115L15 114H17V115H15V118H13L14 117V115H13ZM25 113V114H24ZM37 113V114H36ZM71 115H70V114ZM74 113V114H73ZM89 115H88V114ZM95 113V114H94ZM132 113V114H131ZM134 113V114H133ZM142 113V114H141ZM185 113V114H184ZM235 113V115H233ZM8 116H7V115ZM10 114V115H9ZM27 114H29L28 116H26ZM33 114H35V115H33ZM40 114V115H39ZM53 114V113H52ZM62 116H61V115ZM81 114V115H80ZM93 116H92V115ZM127 114L129 115V116H127ZM140 114V115H139ZM144 114V115H143ZM177 114V115H176ZM179 114V115H178ZM239 114V115H238ZM247 114V116H245ZM259 114V115H258ZM13 115V116H12ZM22 115V116H21ZM24 115V116H23ZM58 115H60V116H58ZM63 115H64V117H63ZM65 115H66V117H65ZM75 117H74V116ZM107 115H108V117H107ZM120 115V116H119ZM133 115V116H132ZM181 115V116H180ZM185 115V116H184ZM188 115V116H187ZM205 115V116H204ZM218 115V116H217ZM230 115V116H229ZM238 115V116H237ZM250 115V116H249ZM255 117H254V116ZM5 116V117H4ZM35 116V117H34ZM69 116V117H68ZM101 116H103V117H101ZM116 116V117H115ZM124 116H126V118H123ZM137 116V117H136ZM192 116V117H191ZM212 116V117H211ZM229 116V117H228ZM237 116V117H236ZM243 116V117H242ZM257 116H259V117H257ZM6 117L8 118V120L6 119ZM12 117V118H11ZM25 118V119H23V118ZM61 117V118H60ZM63 117V118H62ZM94 117V118H93ZM99 117V118H98ZM123 119H122V118ZM128 117V118H127ZM141 117V118H140ZM175 117H176V119H175ZM180 117V118H179ZM182 117V118H181ZM187 117H188V119H187ZM223 117V118H222ZM231 117V118H230ZM235 117H236V119H235ZM249 117V118H248ZM253 117V118H252ZM262 117V118H261ZM20 118V120H21V118L23 119V120H21V122H18L17 120ZM43 118L44 119H47L46 121L45 120H43ZM66 118V119H65ZM76 118V119H75ZM113 118V119H112ZM140 118V119H139ZM147 118V119H146ZM186 118V119H185ZM190 118V119H189ZM194 118V119H193ZM208 118V119H207ZM252 118V119H251ZM10 119H12V120H10ZM17 119V120H16ZM51 119H49V121H52ZM55 119V120H54ZM60 121H59V120ZM117 119V120H116ZM127 119H128V121H127ZM132 119V120H131ZM173 119H175L174 121L176 122V124H174V125H177L178 126V124H179V126L177 127V126H174V125H172V123L170 122V121H172ZM217 119V120H216ZM227 119V120H226ZM232 119V120H231ZM250 119H251V121H250ZM255 119V120H254ZM258 119H260L259 121H258ZM19 120V121H20ZM31 120H32V123H31ZM34 120V121H33ZM40 120V121H39ZM76 120V121H75ZM101 123H99L98 121ZM109 120V121H108ZM125 121L126 120V122H123V121ZM135 120V121H134ZM177 120H178V124H177ZM183 120V121H182ZM184 120H186V121H184ZM190 120H192L191 122H190ZM195 120V121H194ZM258 122H257V121ZM13 121V122H12ZM14 121H17V123L18 124H20V126L22 127V124H23V127L22 128H19V127H17L18 125H17V123L16 122H14ZM43 121H44V123H43ZM55 121H56V125H55ZM106 121H108V123L106 122ZM118 123H117V122ZM123 122V124L121 123V122ZM133 121H134V123H133ZM202 121V122H201ZM240 121V122H239ZM10 122V123H9ZM23 122V123H22ZM38 122H41L40 124L38 123ZM103 122V123H102ZM114 122V123H113ZM136 122V123H135ZM173 122V121H172ZM180 122V123H179ZM257 122V123H256ZM13 123V124H12ZM31 123V124H30ZM33 123H34V126H33ZM58 123H59V125H58ZM74 123V124H73ZM107 123V124H106ZM119 123H121V124H119ZM133 125H132V124ZM170 123H171V125H170ZM191 123V124H190ZM196 123V124H195ZM202 123H204L203 125H202ZM214 123V124H213ZM234 123V124H233ZM244 123H246V124H244ZM5 124V125H4ZM36 124V125H35ZM98 124V125H97ZM99 124H100V126H99ZM128 124V125H127ZM142 126H141V125ZM144 124V125H143ZM184 124V125H183ZM187 126H186V125ZM201 124V125H200ZM210 124V125H209ZM213 124V125H212ZM223 124V125H222ZM233 124V125H232ZM244 124V125H243ZM4 127H3V126ZM9 125V126H8ZM13 125V126H12ZM16 125V126H15ZM50 125H51V127H50ZM52 125H54V126H52ZM62 125V126H61ZM95 125H97V127L99 128V130H101L100 128H102V132L101 131H99V132H96V130L95 129H98V128H95ZM102 125V126H101ZM106 125V126H105ZM111 125H112V127H111ZM118 125V126H117ZM122 125V126H121ZM131 125V126H130ZM148 125V126H147ZM194 125V126H193ZM200 125V126H199ZM208 125V126H207ZM239 125V126H238ZM29 126V127H28ZM31 126V127H30ZM33 126V127H32ZM114 126H117V127H114ZM125 126V127H124ZM136 126V127H135ZM141 126V127H140ZM143 126H144V128H143ZM182 126V127H181ZM186 126V127H185ZM197 126V127H196ZM206 127V128H202V127ZM209 126H210V128H209ZM218 128H217V127ZM232 126V127H231ZM8 127V128H7ZM10 127V128H9ZM15 127H17V128H15ZM45 127V126H44ZM44 127H42V128H37V130L39 129V131L40 130H42ZM45 127V128H46ZM127 127V128H126ZM173 127H175V128H173ZM215 127V128H214ZM224 127V128H223ZM5 128H7L5 131H4V129ZM13 128V129H12ZM29 130H28V129ZM47 128H46V131H48L47 130ZM82 128H84V127H82ZM82 128H78V130L77 129H75L76 131H79V129H81L82 130ZM90 128V129H89ZM117 128V129H116ZM129 128V129H128ZM140 128V129H139ZM150 128V129H149ZM177 128H178V130H177ZM182 128V129H181ZM212 128V129H211ZM223 128V129H222ZM236 128V129H235ZM10 129V130H9ZM14 129H17V130H14ZM55 129H57V128H55ZM85 129L83 130V131H85ZM94 129L95 131H92V130ZM104 129V130H103ZM133 129V130H132ZM138 129V130H137ZM143 129V130H142ZM161 129H163V130H161ZM180 129V130H179ZM189 129V130H188ZM192 129V130H191ZM204 129V130H203ZM206 129H208V130H206ZM214 129V130H213ZM217 129V130H216ZM244 129V130H243ZM8 130V131H7ZM11 130H13V132L11 131ZM20 130V131H19ZM24 132H23V131ZM28 130V131H27ZM51 130V129H50ZM115 130V131H114ZM129 130V131H128ZM140 130V131H139ZM148 130V131H147ZM155 130V131H154ZM161 130V131H160ZM177 130V131H176ZM219 130V131H218ZM233 131V132H231V131ZM240 130V131H239ZM247 130V131H246ZM3 131V132H2ZM11 131V132H10ZM14 131H16V132H14ZM45 131V129H44V132H46ZM52 131V130H51ZM51 131H49V132H51ZM54 131V130H53ZM103 131H104V133H103ZM107 133H106V132ZM154 131V132H153ZM157 131V132H156ZM194 131V132H193ZM242 131V132H241ZM256 131V132H255ZM2 132V133H1ZM5 132V133H4ZM8 132V133H7ZM21 132V133H20ZM23 132V133H22ZM30 132H32V133H30ZM42 131H40V132H36V129L34 130V133H41ZM44 132H42V134H44ZM89 132V133H90ZM96 134V135H94V136H96V137H94L93 136V134L94 133ZM142 132V133H141ZM165 132V133H164ZM170 132H172L171 134H170ZM175 132V133H174ZM191 132V133H190ZM193 132V133H192ZM205 132V133H204ZM211 132V133H210ZM214 132V133H213ZM236 133V135H235V133ZM240 132V133H239ZM11 133V134H10ZM99 135H98V134ZM104 135V137H103V135ZM114 133V134H113ZM120 133H125L126 135L127 134H129V137H130V135H132L131 136V138L130 139H132L133 138V140H132V142H131V140L129 141V140H127V139H124V137L123 136H121V135H119ZM141 133V134H140ZM158 133H160V134H158ZM162 133H164V136H163V134ZM167 133V135L168 134H170V135H168V136H166L165 134ZM225 133V134H224ZM242 133H243V135H242ZM14 136H13V135ZM101 134V135H100ZM115 134H117V135H115ZM124 134V135H125ZM134 134V135H133ZM136 134V135H135ZM149 134V135H148ZM154 134V135H153ZM176 134V135H175ZM190 134H191V136H190ZM213 136H212V135ZM216 134V135H215ZM247 134V135H246ZM11 135V136H10ZM21 136V139H20V137L19 136ZM30 135H28L29 137H30V139H29V137H28V139H27V141L29 140V142L31 143L32 141L34 142V138L32 137V136H30ZM120 137H122V139L121 138H119V136ZM156 135V136H155ZM172 135H175L174 137L172 136ZM199 135V136H198ZM227 135V136H226ZM233 135V136H232ZM240 135V136H239ZM15 136V137H16ZM94 138H93V137ZM106 136V137H105ZM114 136H117V138L116 137H114ZM151 138H150V137ZM169 136H172V138H171V140L172 139H174V140H172L171 142H173V141H175V139H176V141L175 142H179V143H186V144H189L190 145V147H191V150H189V151H193V153H189V152H186L188 155H186V156H188L187 158H189L188 160L189 161H187L186 159V156H184L183 157V154L180 156L179 154L176 156H172V154H167V152H168V150L169 149H171V148H169V147H163V148H161V146H160V144H162V143H171V142H169L170 140H167V139H169L168 137ZM202 136V137H201ZM206 136V137H205ZM210 136V137H209ZM224 136H226V137H224ZM230 138H229V137ZM7 137H10V138H7ZM103 137V138H102ZM154 137H155V139H154ZM165 137V138H164ZM177 137V138H176ZM241 137V138H240ZM31 138H33V139H31ZM83 138V139H82ZM91 138V139H90ZM99 138V139H98ZM108 138H110V139H108ZM156 138H157V140H156ZM204 138V139H203ZM220 138H223V139H225V141H223V139H219ZM235 140H234V139ZM248 140H247V139ZM94 139V140H95ZM104 139V140H103ZM107 139V140H106ZM120 139V140H119ZM124 139V140H123ZM138 139V140H137ZM152 139V140H151ZM164 140V139H166L165 141H162V140ZM229 139V140H228ZM31 140V141H30ZM94 140H92V143H94L93 141ZM123 142H122V141ZM137 140V141H136ZM155 140V141H154ZM186 140V141H185ZM241 140V141H240ZM246 142H245V141ZM5 141V142H4ZM105 141V142H104ZM159 141V142H158ZM185 141V142H184ZM188 141V142H187ZM223 141V142H222ZM230 141V142H229ZM232 141V142H231ZM240 141V142H239ZM254 141V142H253ZM4 142V143H3ZM21 142V141H20ZM85 142V143H86ZM87 142V143H88ZM96 142V141H95ZM143 143V144H145L146 146V149L148 150V151H146V149L144 148L142 151L140 150V148L139 149H137L136 150V148H137V146L138 145H136V144H133V143ZM156 142V143H155ZM161 142V143H160ZM175 142H173V143H175ZM26 143V142H25ZM28 143V142H27ZM113 143H115V144H113ZM124 143V144H123ZM125 143H127V144H125ZM131 143H132V145H131ZM160 143V144H159ZM208 143V144H207ZM4 144V145H3ZM150 145V146H148V145ZM159 144V145H158ZM185 144V145H186ZM133 145H135V146H133ZM157 145V146H156ZM163 146H164V144H162ZM188 145V146H189ZM195 145V146H194ZM209 145V146H208ZM129 146H131V147H133V148H130ZM151 146H156V147H152L151 148ZM187 146V145H186ZM158 147H160L159 149H160V152L161 153H158L159 152V149H158ZM173 147H174V145H173ZM190 147H188V148H190ZM125 148V149H126ZM169 148V149H168ZM183 148V147H182ZM188 148H186V149H188ZM193 148V149H192ZM197 150H196V149ZM122 149H124V146H123V148ZM158 149V150H157ZM161 149H162V151H161ZM164 149V150H163ZM167 149V150H166ZM227 151H226V150ZM130 150V151H131ZM141 151V153H140V151ZM151 150H153V151H151ZM157 150V151H156ZM172 150L174 151V148H172ZM203 151L204 153H202L201 151ZM126 151V150H125ZM130 151L128 152V153H130ZM132 151H131V153H132ZM151 151V152H150ZM188 151V150H187ZM194 151H196V152H194ZM200 151V152H199ZM222 151V152H221ZM139 152V153H138ZM162 152H164L165 154H166V156H165V154L163 153L162 154ZM170 152V151H169ZM168 152V153H169ZM175 152V151H174ZM126 153H127V151H126ZM146 153V154H145ZM178 153V152H177ZM176 153V154H177ZM180 153V152H179ZM201 153V154H200ZM213 155H212V154ZM87 154H89V153H87ZM134 153H132V155H133ZM181 154V153H180ZM202 154H203V156L204 157H202ZM142 155V156H141ZM144 155V156H143ZM163 155V156H162ZM201 155V156H200ZM205 155H206V157L207 158H209V159H207L206 157H205ZM211 155V156H210ZM97 156V157H96ZM135 156V155H134ZM167 156H169L170 158L168 159V157ZM195 156V157H194ZM196 156H198V158L196 157ZM200 156V157H199ZM215 158H214V157ZM235 156V157H234ZM96 159H95V158ZM167 157V158H166ZM172 157V158H171ZM179 157V158H178ZM181 157V158H180ZM183 157V158H182ZM203 159H202V158ZM222 157V158H221ZM166 158V159H165ZM221 158V159H220ZM92 159L95 161H93L92 162ZM167 159H168V161H167ZM174 159V160H173ZM176 159V160H175ZM184 159V160H183ZM192 159H194V160H192ZM209 160V161H207V160ZM224 159V160H223ZM235 159V160H234ZM98 160V159H97ZM104 160H106V159H104ZM109 160H111V164L109 165V166H115V164L116 163H114L112 160L113 159H109ZM108 160V161H109ZM162 160V161H161ZM165 160V161H164ZM177 160H179L178 162H176L175 163V161H177ZM212 160H214V161H212ZM216 160H218L217 162H216ZM219 160H221V161H219ZM223 160V161H222ZM89 161H91V163L89 162ZM107 161V160H106ZM146 161V162H145ZM167 161V162H166ZM172 161H173V163H172ZM185 161L187 162L186 164H185ZM226 161H228V162H226ZM97 162V163H96ZM171 162V163H170ZM183 162V163H182ZM191 164H190V163ZM220 162V163H219ZM229 162H231V164H227V163H229ZM67 163H69V162H67ZM95 164V166L93 165V164ZM100 163H102V161H100ZM107 163V162H106ZM114 165H113V164ZM170 163V164H169ZM189 163V164H188ZM210 163L212 164L213 163V165H210ZM52 164V163H51ZM50 164V165H51ZM103 164V163H102ZM161 164V165H160ZM167 166H166V165ZM176 164H177V166H176ZM196 164V165H195ZM217 164H222L221 166L220 165H217ZM225 164V165H224ZM46 165H49V163H47ZM50 165H49V167H50ZM69 165H70V163H69ZM71 165H73L72 163H71ZM70 165V166H71ZM75 165V164H74ZM73 165V167L74 168H71L70 167V169H67V170H64L65 171V173H64V171H63V169L61 170V169H59V170H57V167L55 168L58 172H56V170L54 171V170H50V168L48 167V166H45V171L46 170H50L51 172H52V174H53V171H54V173H55V175L53 174H51V176H49L48 175V178L50 177V178H52L51 179V182H52V184L50 183V185H51V187L52 186H54L55 184V180H56V187L55 188H58L57 186H60V188L59 189H57L56 191H57V193H58V195H63V190H65V188H63V186H64V184L66 183V182H68V185H66L65 184V186H66V189L67 190H70V191H72L73 189H74V183H72V182H74L73 180H71L70 179V177H69V179H68V177L66 176V175H68V174H66L67 172H70V170H73L74 171V169H75V166ZM171 165V166H170ZM194 165V166H193ZM200 165V166H199ZM207 165H209V167L207 166ZM215 165H216V167H215ZM230 165H232V166H230ZM53 166V165H52ZM52 166H51V168H52ZM89 166H91V167H89ZM93 166V167H92ZM97 166V167H96ZM160 166V167H159ZM179 166V167H178ZM211 166V167H210ZM221 167V168H223V169H226V170H221V168H220V171L218 170L219 168H217V167ZM228 168H226V167ZM254 166H255V168H256V170L254 169ZM81 167V166H80ZM176 167H178V168H176ZM189 167H191V168H189ZM198 167V168H197ZM206 167V169H204ZM231 167H232V169H231ZM235 168V170H234V168ZM251 167H252V169H251ZM49 168V169H48ZM67 168H69V167H67ZM123 168V167H122ZM128 168V170H129V167H126V169ZM165 168V169H164ZM200 168H201V170H200ZM210 169V170H207V169ZM230 168V169H229ZM261 168H263V169H261ZM53 169H54V167H53ZM66 169V168H65ZM126 169L124 170V171H126ZM189 169V170H188ZM198 169V170H197ZM94 170V171H93ZM132 170V171H131ZM188 170V171H187ZM192 170V171H191ZM193 170L194 171H196V172H194V173H192L193 172ZM204 170V171H203ZM229 170H231V172L229 171ZM259 170V171H258ZM44 171V172H45ZM67 171V172H66ZM178 171V172H177ZM203 171V172H202ZM205 171L206 172H208L209 171V173H205ZM224 171H226L225 173H224ZM228 171V172H227ZM240 171H243V172H240ZM245 171V172H244ZM50 172V173H51ZM61 172H63V173H61ZM94 172V173H93ZM181 172H179V174H181ZM186 172V173H185ZM216 172V173H215ZM236 172H238L240 175H238ZM258 172H260V173H258ZM45 173H47L48 174V171H46ZM140 173H142L143 175H140ZM190 173H192V174H190ZM212 173V174H211ZM217 173H218V176H217ZM223 173V175H221ZM245 173V174H244ZM248 173H249V175H248ZM256 173V174H255ZM61 174V175H60ZM64 174V175H63ZM66 174V175H65ZM113 176H112V175ZM203 174V176H201V175ZM210 174V175H209ZM214 174H215V176H214ZM220 174V175H219ZM230 175V176H228V175ZM234 174H236V175H234ZM242 174H244L243 176H242ZM251 174V175H250ZM64 176V178H63V176ZM93 175V176H92ZM107 175V176H106ZM109 175H111V176H109ZM145 175V176H144ZM205 175V176H204ZM238 175V176H237ZM245 175H246V177H245ZM69 176V175H68ZM92 176V177H91ZM189 176V179H193V178H191ZM206 176H207V178H206ZM211 176V177H210ZM217 176V177H216ZM225 176V177H224ZM237 176V177H236ZM242 176V177H241ZM248 176V177H247ZM255 176H257V177H255ZM67 177V178H66ZM178 177H181V176H179L178 175ZM239 177V178H238ZM240 177H241V179H240ZM50 178L48 179V180H50ZM59 178V179H58ZM62 178V179H61ZM100 178V179H99ZM104 178V179H103ZM108 178V179H107ZM113 178V179H112ZM134 178H136V177H134ZM203 178V179H202ZM210 178V179H209ZM219 178V179H218ZM253 178H254V180H253ZM106 179V180H105ZM110 179H112V180H110ZM180 179V178H179ZM216 179V180H215ZM222 179V180H221ZM224 179V180H223ZM243 179H244V181H243ZM247 180V182H246V180ZM259 179V180H258ZM261 179H262V181H261ZM61 180H62V182H61ZM72 181V182H70V181ZM108 180V181H107ZM114 180V181H113ZM206 180V181H207ZM211 180V181H210ZM213 180V181H212ZM230 180V181H229ZM54 181V182H53ZM103 181V182H102ZM109 181H111V182H109ZM183 180H181V181H178V182H182ZM205 181V182H206ZM221 181V182H220ZM222 181H225V183H222ZM241 181V182H240ZM249 181V182H248ZM259 183H258V182ZM61 182V183H60ZM72 183V184H70V183ZM95 182V181H94ZM106 182V183H105ZM118 183V185L116 184V183ZM143 182V181H142ZM146 182V181H145ZM147 182H148V180H147ZM146 182V183H147ZM156 182V181H155ZM262 182V183H261ZM59 183H60V185H59ZM109 183H110V186H109ZM113 185H112V184ZM243 183H244V185H243ZM100 184V185H99ZM104 184V185H103ZM119 184H120V187L119 188H115V186L114 185H117V186H119ZM123 184H124V182H123ZM136 186H135V185ZM149 184V183H148ZM147 184V185H148ZM186 184H187V182H186ZM210 184H212V183H210ZM212 184V185H213ZM223 184V185H222ZM226 184V185H225ZM236 184V185H235ZM249 184H252V186L251 185H249ZM63 185V186H62ZM73 185V186H72ZM183 185V186H182ZM237 185H239V186H237ZM12 185H10V187H8V188H10L11 189V191H12V193H14L15 194V196H14V198L16 199V201H18V199H19V197H20V199H21V197H22V199L24 198V196H23V194H25L26 195V199L27 200H25V199H23V201H24V203H25V205L28 203V202H26V201H28V199L30 200V198L29 197H31L29 194V196H27V193H25V191L23 192V190H21L20 188H19V190H20V193H19V190L17 189V187H15V186H13V187H11ZM76 186V185H75ZM106 188H105V187ZM109 186V190L107 189V187ZM134 186V187H133ZM182 186V187H181ZM227 186V187H226ZM239 188H237V187ZM242 186V187H241ZM52 188V189H55V188ZM71 187L73 188V189H71ZM112 187V188H111ZM114 187V188H113ZM138 187H139V189H142V190H139L138 189ZM154 187H155V189H156V191H155V189H154ZM215 187V186H214ZM217 187V186H216ZM234 187V188H233ZM244 187V188H243ZM248 187V188H247ZM251 187L253 188V190H251ZM255 187V188H254ZM258 187V188H257ZM13 188V189H12ZM63 190H62V189ZM103 188V189H102ZM105 188V189H104ZM129 190H128V189ZM145 190H144V189ZM178 188V187H177ZM198 187H194V189L193 190H196ZM241 188V189H240ZM16 189V190H15ZM45 189H47V188H45ZM76 189V188H75ZM89 189H90V186H89ZM88 188H87V191L89 190ZM107 189V190H106ZM115 189V190H114ZM120 189V190H119ZM154 191H153V190ZM159 189H160V187H159ZM159 189H158V191H159ZM216 189V188H215ZM238 189V190H237ZM249 189V190H248ZM260 189V190H259ZM62 190V191H61ZM67 190H65V191H67ZM106 190V192H104ZM117 190V191H116ZM123 192H122V191ZM150 190H152L151 192H150ZM191 190V191H190ZM232 190V191H231ZM258 190V191H257ZM17 191H18V193H17ZM48 191V190H47ZM60 191H61V193H60ZM93 191V193H91ZM109 191V192H108ZM111 191V192H110ZM183 191H185V192H183ZM200 191V192H199ZM239 191V192H238ZM253 191H255V192H253ZM17 194H16V193ZM21 192H23V194L22 195H20L21 194ZM51 192H53V191H51ZM94 192H95V194H94ZM125 192V193H124ZM130 192H131V195H130ZM138 192H141L140 193V195L139 194H136V193ZM143 192V193H142ZM159 193L158 195H157V193ZM175 193L176 195H177V193H179L178 195H177V197H174L175 196V194H172L171 195V193ZM180 192H182V194L180 193ZM187 192V193H186ZM243 192V193H242ZM57 193H56V197H62V196H58L57 195ZM60 193V194H59ZM87 193V192H86ZM117 193V194H116ZM127 193V194H126ZM135 193L136 195H133V194ZM147 193H149V195L147 194ZM184 193V194H183ZM190 193V194H189ZM200 193V194H199ZM257 193V194H256ZM13 194V195H14ZM151 194L153 195L152 197H150L149 199L150 200H147L148 199V197L149 196H151ZM200 195V197L199 198H201V196L202 195H204L203 196V198H204V201L207 199V200H209V201H207L206 200V202H204V201H199V200H197L196 201V199H198V197H197V195ZM235 194V195H234ZM247 194H248V196H247ZM251 194H253V195H251ZM116 195V196H115ZM121 195V196H120ZM128 195H129V197H128ZM147 195H148V197H147ZM185 196V198H182L181 197V199H180V196ZM186 195H188L187 197H186ZM198 195V196H199ZM231 195V194H230ZM239 195H240V197L241 198H243V197H248V199L250 200V197H251V201H249V203H248V206L247 205H245L246 206V210L245 209H243V208H245V206H244V204H241L240 202H239V200H237L236 198H238L239 197ZM251 195V196H250ZM111 196V197H110ZM125 196V197H124ZM133 196H135V197H133ZM140 196V197H139ZM171 196V197H170ZM191 196H195V197H191ZM211 196H213V194L211 195ZM210 196V197H211ZM237 196V197H236ZM255 196V197H254ZM258 196V197H257ZM28 197V198H27ZM34 196L32 195V198H33ZM35 197H36V195H35ZM37 197H38V195H37ZM92 197V198H91ZM120 197V198H119ZM129 199H128V198ZM134 199V200H132V198ZM138 197V198H137ZM154 197V198H155ZM167 197V198H166ZM173 197V198H172ZM213 197H215V196H213ZM221 197H222V199H221ZM262 197H263V199H262ZM116 198H118L117 200H116ZM125 198H127V203H129L130 204V206L128 207H126L125 209H121V208H123L124 206H126V205H124L123 207H121V205L119 206V204H121V202L122 201H125L126 202V199L124 200ZM162 198H164L165 199V202H164V200H162ZM170 198V199H169ZM178 198V199H177ZM187 198H189V199H192V200H188ZM195 198V199H194ZM257 198V199H256ZM60 199V198H59ZM99 199V201H97ZM132 200V202L130 203V201L128 202V200ZM167 199V200H166ZM177 201H176V200ZM194 199V200H193ZM224 199V200H223ZM234 199V200H233ZM260 199H262V200H260ZM9 201V199L7 198H5V201ZM31 200H37L36 198H33V199H31ZM103 200H105V201H103ZM110 200V201H109ZM155 200V202H154V204H153V201ZM156 200H158V201H156ZM173 200V201H172ZM175 200V201H174ZM184 200H186V201H184ZM203 200V199H202ZM235 200H237V201H235ZM6 201V202H7ZM22 201V200H21ZM35 201H32V202H34V206H32L31 207V205H33V203H31V204H29L31 201H29V207H27V208H29V209H31V210H36V209H38L37 207L38 206H36V203H35ZM121 201V202H120ZM145 201V202H144ZM149 203H148V202ZM152 201V202H151ZM162 201V202H161ZM189 201V202H188ZM230 201H231V205H229V203H230ZM235 201L236 203H237V205H236V203L234 204L233 202ZM258 201V202H259ZM4 202V201H3ZM37 202V201H36ZM98 202V203H97ZM151 202V203H150ZM158 202V203H157ZM172 202H175V204H174V206H173V204H172ZM179 202V203H178ZM195 202V203H194ZM208 202V204H210V205H213L212 207L210 206V205H208V204H205V203H207ZM224 202V203H223ZM246 202H244V203H246ZM262 202V203H263ZM5 203V202H4ZM3 203V204H4ZM115 203H118V204H116V205H113V204H115ZM126 203V204H127ZM145 203V204H144ZM163 204V206H162V204ZM197 203L199 204V205H201V203H203V204H205V205H207V206H205L204 207V205L203 206H200L199 207V205H197ZM242 205H240V204ZM246 203V204H247ZM262 203H260V204H262ZM2 204V205H3ZM28 204H27V206H28ZM142 204L144 205L143 207H142ZM153 204V205H152ZM158 204V205H157ZM164 204H166L165 206H164ZM171 204V205H170ZM194 204L196 205V207L194 206ZM222 204H225V205H222ZM235 206H234V205ZM256 204V203H255ZM259 204V203H258ZM56 205L57 204H54V205H51V206H49L48 207V209L46 210V208H44V209H42V211L43 212H41V213H37V214H40V215H42L41 217H39V218H42V221H47V222H50V221H52V220H54V217L55 216H52V215H48V213H49V209H50V207H52V206H55V209H57V212L55 213L56 214V217H55V219L57 220V218L58 219H60L61 217H62V211L60 210V209H62V208H60L61 206H58L57 205V208H56ZM98 205V207L99 208H101L100 206ZM109 205H111L110 207H109ZM182 205V206H181ZM186 206V207H184V206ZM218 205V207H216ZM220 205V206H219ZM232 205H233V207H232ZM240 205V206H239ZM254 205V204H253ZM102 206V205H101ZM116 206V207H115ZM171 208H170V207ZM179 207V208H177V207ZM192 206H194V207H192ZM208 206H210L212 209H210V207H208ZM223 206V207H222ZM225 206V207H224ZM240 207V208H238V207ZM262 206H263V208H264V204H262ZM2 207V206H1ZM35 207V208H34ZM114 207V208H113ZM119 208V210H117L118 208ZM141 207V208H140ZM168 207V208H167ZM187 207H190L191 209H189V208H187ZM202 207H204V208H202ZM220 207V208H219ZM97 208V207H96ZM129 208V209H128ZM131 208V209H130ZM148 208V209H147ZM151 208H153V211H152V209ZM165 208H167L166 210H165ZM193 208V209H192ZM208 208V209H207ZM222 208L224 209V208H226V209H224V210H222ZM230 208V209H229ZM239 210H238V209ZM250 210H249V209ZM258 208V209H257ZM53 209V207L50 209V211ZM55 209H53V210H55ZM103 209H106V208H104L103 206H102V210ZM111 209V210H110ZM113 209H115L114 211H113ZM175 209H178V211L176 210H173ZM188 209V210H187ZM198 209V210H197ZM200 209H202V211L200 210ZM205 209V210H204ZM216 209V211H215V213H214V210ZM219 211H218V210ZM229 209V210H228ZM242 209V210H241ZM248 209V210H247ZM251 209H252V212H251ZM257 211H256V210ZM59 210V211H58ZM90 210H91V212H90ZM97 210V209H96ZM100 210V209H99ZM122 210V211H121ZM128 211V214H127V211ZM150 210V211H149ZM170 210H172L173 211V213L175 214L176 212V216H177V218H178V221L177 220H175V221H177V222H179V225H177L178 223L177 222H175V223H173L172 225L171 224H169L167 227L166 226H162V225H167V223H165V222H163L164 220H165V218L167 219V215L169 214V213H172V211H170ZM180 210H182L181 212V214H180V216H178L179 215V211ZM184 210V211H183ZM186 210V211H185ZM193 210H194V212H193ZM212 210V211H211ZM228 210V212H226V211ZM236 212H235V211ZM37 211V210H36ZM48 211V212H47ZM129 211L131 212L130 214H129ZM167 211V212H166ZM170 211V212H169ZM199 211H201V213H204L205 215H203V214H201ZM205 211V212H204ZM210 211V212H209ZM224 211V213H222ZM246 211V212H245ZM254 211V212H253ZM38 212H39V210H38ZM46 212V213H45ZM55 212V211H54ZM53 211L52 212H50L49 214H53L54 213ZM59 212L61 213V216L59 217L58 216V214H59ZM150 212V213H149ZM191 212H193V213H191ZM197 212V213H196ZM209 212V213H208ZM228 214H226V213ZM258 212V213H257ZM260 212V213H259ZM45 213V214H44ZM120 213V214H119ZM154 213V214H153ZM156 213V214H155ZM184 213V214H183ZM186 213H190L189 215L188 214H186ZM212 213V214H211ZM220 213V214H219ZM233 213H235L234 215H233ZM241 213V214H240ZM252 213V214H251ZM22 214H23V212H22ZM148 214V215H147ZM149 214H151V215H149ZM184 216H183V215ZM185 214H186V216L188 215V219L186 218V216H185ZM195 214H197V215H195ZM199 214H201L200 216H199ZM211 214V215H210ZM257 214H258V216H261V217H258L257 216ZM260 214V215H259ZM46 215H48V217L46 216ZM126 215H128V216H126ZM155 215V216H154ZM157 215V216H156ZM159 215V216H158ZM164 215H165V217H164ZM193 215H194V217H193ZM208 215V216H207ZM215 215H216V218H215ZM217 215H219V216H217ZM224 215V216H223ZM228 216V218L226 217V216ZM245 216V218H244V216ZM247 215V216H246ZM253 215V216H252ZM255 215V216H254ZM58 216V217H57ZM88 216H90V215H88ZM101 215H99L97 218H96V223H95V225H97L96 227H95V225L93 226V227H95L94 229H93V231H95V232H93V233H98L97 235H95L94 234V236L92 235V233L91 232H89L88 233V231H86V230H84V228H82V227H84L83 226V224H84V220H82L81 221V223L80 222H78L77 220H73V222L75 221V223H76V225H75V223L73 224V223H71L70 221H66L65 223L67 224L68 222L70 223V224H67L68 226L66 227H64V221L63 222H61V225H62V223H63V225L61 226V227H59L60 228V231H63V229H64V232L66 231V233L68 232H71V233H69V235H68V233L66 234V233H64V235H63V233L62 232H60V234H61V238H59V239H57V241H56V243H55V246H61L62 244H64V246H69V244H71L72 242L74 243L75 241H76V243H74V245H75V247L77 248L78 247V249H79V246H80V244L79 243H83L82 245H83V247H85V244H86V247H88L89 246V250H90V248H92V251L93 252H95V251H98V250H95V248H93L92 246L90 247V245H87V243H85L84 244V242H86L85 240H84V242H82L81 240H83V238L82 239H80L81 237H84V239H86V240H88L89 239V242H91V241H95L96 239L98 240L99 238L98 237H96V236H100V234H103L104 233V235L106 234V235H109V233H106V232H102V231H100L101 230V228H99L100 226L97 224L98 222L100 223V220H97V219H99V217H100ZM192 216V217H191ZM201 216H203V217H201ZM213 216V217H212ZM232 216V217H231ZM243 216V217H242ZM258 218H257V217ZM45 217V218H44ZM154 219H153V218ZM180 217V218H179ZM199 217H201V219L199 218ZM208 217V218H207ZM234 217V218H233ZM46 218H48V219H46ZM53 218V219H52ZM86 218V217H85ZM84 218V219H85ZM132 218H133V220H132ZM177 218H174V219H177ZM198 218L202 221V219H203V223L201 222V225H200V223H199V221L200 220H198ZM231 218V219H230ZM236 218V219H235ZM238 218V219H237ZM252 218V219H251ZM259 218H261L260 220H258ZM45 219V220H44ZM50 219H52V220H50ZM103 219H105L104 221H107L106 223L105 222H103ZM129 219V220H128ZM135 219V220H134ZM159 219V220H158ZM163 219V220H162ZM172 219V218H171ZM183 219H187L186 221L185 220H182ZM189 219H190V221H189ZM192 219V220H191ZM214 219V220H213ZM226 219H227V221H228V223H226ZM232 219H233V221H232ZM241 219H243L242 221H241ZM248 219V220H247ZM256 219V221H253V220H255ZM49 220V221H48ZM64 220V219H63ZM113 220H114V222H113ZM116 220V221H115ZM213 220V221H212ZM217 220H218V222H217ZM112 221V222H111ZM131 221V222H130ZM154 221V222H153ZM171 221H173V220H170V222ZM180 221H182L181 223H183V222H185V224H187V227H188V222L187 221H189V222H191V223H194V224H197L196 226H194V224H190L191 225V227H190V225H189V227L188 228H190V230L188 229V228H185V225L183 224V226L184 227H180V232H179V226H181L182 224H180ZM193 221V222H192ZM206 221V222H205ZM224 221V222H223ZM238 221V222H237ZM245 221V222H244ZM77 222H78V224H79V226H80V228H78V230L80 229H82V230H84L85 232H86V234L84 235V231H78L76 228H77ZM120 222V223H119ZM196 222V223H195ZM214 222V223H213ZM225 223V225L223 224V223ZM248 222V223H247ZM83 223V224H82ZM103 223H104V225L105 224H107V225H103ZM112 223V224H111ZM159 223V224H158ZM204 223H206L205 225H204ZM212 223H213V225H212ZM218 223V224H217ZM220 223V224H219ZM243 223H246V224H244L243 225ZM65 224V225H66ZM200 226H202V227H200ZM242 224V225H241ZM70 225V226H69ZM173 227V229H172V227ZM72 226V227H71ZM78 226V227H79ZM82 226V227H81ZM99 226V227H98ZM132 226V227H131ZM154 226V227H153ZM159 226V227H158ZM171 228H170V227ZM206 226V227H205ZM224 226V227H223ZM238 226V227H237ZM253 226V227H252ZM263 226V227H262ZM64 227V228H63ZM71 227V228H70ZM74 227V228H73ZM97 227H98V229H97ZM153 227V228H152ZM196 227V228H195ZM197 227H199L198 228V230H197ZM209 227V228H208ZM250 227V228H249ZM259 227H261V228H259ZM62 228V229H61ZM104 228L102 229V230H104ZM166 230V232H165V230ZM178 228V229H177ZM207 228V229H206ZM225 230H224V229ZM227 228V229H226ZM257 228H259V229H257ZM66 229V230H65ZM74 229V230H73ZM98 230L97 232H96V230ZM100 229V230H99ZM162 229V230H161ZM168 229V230H167ZM177 229V230H176ZM193 231H192V230ZM219 229H221V230H219ZM113 230V229H112ZM120 230V231H119ZM147 230L149 231V232H147ZM164 230V231H163ZM174 232H173V231ZM182 230V231H181ZM187 230H189V232H187ZM196 230H197V232H196ZM235 230V231H234ZM248 230V231H247ZM255 231V232H253V231ZM259 230V231H258ZM16 230H15V228L13 227V224L12 225H6V227H5V229L3 230V231H1V233H0V238H1V240H0V264H14V263H16V264H23V261L26 263V264H47L48 262V264H58V262H56V261H58V259L56 258V255H54V254H56L57 253V250H58V248L57 247H55L57 250L55 251L54 250V246L52 247V246H50V247H45V248H43L42 246H38V245H36L35 247L36 248H33V249H35L34 250V252L32 253H30L31 255H29V253H28V255L26 256V255H19V254H15V253H13L10 249H9V247L7 246V244H8V242L10 241V240H8V238L10 239L11 237H13L14 235L13 234H15V233H17V232H15ZM25 231V229H22V230H20L19 232H24ZM77 231V232H76ZM105 231H107V229L105 230ZM117 231H119V232H117ZM211 231V232H210ZM243 231V232H242ZM79 232V233H78ZM100 232V233H99ZM108 232V231H107ZM151 232V233H150ZM160 232H161V234H160ZM166 233V234H164V233ZM228 232V233H227ZM240 232V233H239ZM246 232V233H245ZM258 232V233H257ZM259 232H261V233H259ZM73 233V234H72ZM112 233V232H111ZM150 233V234H149ZM153 233V234H152ZM158 235H157V234ZM173 233V234H172ZM175 233V235H177ZM203 233L205 234V236H203ZM220 233V234H219ZM230 233H231V236H232V238H231V236H230ZM233 233V234H232ZM239 233V234H238ZM254 233V234H253ZM70 234L72 235V238H73V236L76 234L77 236L75 237L74 236V239L76 238V240H74V239H72L71 238V236H70ZM122 234V235H123ZM147 234V235H146ZM164 234V235H163ZM213 234V235H212ZM238 236H237V235ZM257 234V235H256ZM66 235V236H65ZM82 235V236H81ZM121 235V236H122ZM141 235V236H140ZM149 235V236H148ZM151 235V236H150ZM169 235V234H168ZM195 234H194V236L193 237H195L196 236ZM219 235V236H218ZM222 235V236H221ZM224 235H226L227 236V240H230V241H228L229 242V244H228V242L227 241H225V242H223L224 240H225V237L226 236H224ZM229 235V236H228ZM233 235H235V236H233ZM242 235V236H241ZM246 235V236H245ZM253 235V236H252ZM262 235V236H261ZM63 236V237H62ZM65 236V237H64ZM85 236L86 237H89V238H85ZM91 236H93V238H90ZM214 238H213V237ZM218 236V237H217ZM220 236H221V238L223 237V239L221 240V238H220ZM237 236V238L236 239H234L235 237ZM101 237V236H100ZM107 237H109V236H107ZM139 237V238H138ZM149 237H150V239H149ZM160 237V238H159ZM168 237H170V236H168ZM217 237V238H216ZM242 237H244V238H242ZM249 239H248V238ZM252 237V238H251ZM258 237V238H257ZM262 237V238H261ZM67 238V239H66ZM69 238H70V240H69ZM79 238V239H78ZM94 238H96V239H94ZM154 238V239H153ZM196 238V237H195ZM208 239V240H206V239ZM230 238V239H229ZM245 238H247V239H245ZM62 239V240H61ZM78 239V240H77ZM163 239V240H162ZM167 239H169V238H167ZM167 239H165V240H167ZM206 240V241H204V240ZM217 240L218 239V241L216 242L215 240ZM241 241H240V240ZM244 241H243V240ZM261 239V240H260ZM59 240V241H58ZM66 241V243H62V242H65ZM67 240H69V241H67ZM73 240V241H72ZM91 240V241H90ZM138 240L140 241V242H138ZM198 240V239H197ZM197 240L195 239V241L197 242ZM198 240V241H199ZM211 240H212V242L213 241H215L217 244H215V242H211ZM239 240V241H238ZM245 240H247V242L245 241ZM251 240V241H250ZM257 242H256V241ZM8 241V242H7ZM94 241L93 242H91V243H94ZM151 241V242H150ZM169 241V240H168ZM209 241H210V243H212L213 245L215 244L216 245V247L217 246H219V244L221 245V243H222V245H224V246H222V247H220L219 246V248H222L223 249V247H224V249L222 250V249H220L219 250V248L217 247V249H216V251L217 252H214L213 253V251L215 250V246H212V244L211 245H209L208 246V244H209ZM220 241V242H219ZM233 241H235V242H233ZM249 241V242H248ZM255 243H258V244H255ZM261 241V242H260ZM79 242V243H78ZM96 242V241H95ZM108 241L106 240L105 241V243H103V240L100 242V244L103 246L104 244V246H106V245H108L111 241L109 240V243H107ZM143 242V243H142ZM149 242V243H148ZM160 242V243H159ZM219 242V243H218ZM232 244H231V243ZM238 242V243H237ZM239 242H241L240 244H239ZM54 243H53V245H54ZM60 243H61V245H60ZM67 243H69V244H67ZM103 243V244H102ZM107 243V244H106ZM139 243V244H138ZM146 243H148V244H146ZM166 243V242H165ZM199 242H197V244H198ZM228 245H226V244ZM236 243V244H235ZM242 243H244L243 245H242ZM249 243V244H248ZM251 243L253 244V245H251ZM79 244V245H78ZM196 244V243H195ZM200 244V243H199ZM207 244V245H206ZM231 244V246H229ZM246 244V245H245ZM73 245V244H72ZM162 245H164V244H162ZM161 245V246H162ZM240 245V246H239ZM71 246V245H70ZM103 246V247H104ZM153 246V245H152ZM227 246V247H226ZM236 246V247H237ZM244 246V247H243ZM250 246V247H249ZM85 247V248H86ZM213 247H214V249H213ZM51 248V249H50ZM74 248V247H73ZM144 248V247H143ZM145 248H147V247H145ZM228 248H231V249H228ZM233 248V249H232ZM241 248H242V250H241ZM245 248V249H244ZM94 249V250H93ZM226 249H228V250H226ZM52 250H54V252L52 251ZM79 250H81V249H79ZM83 250V249H82ZM147 249H145V251H146ZM148 251V250H147ZM180 252H181V249L179 250ZM220 251L223 253H220ZM225 251H227V252H225ZM229 251V252H228ZM246 251V252H245ZM81 252V251H80ZM79 252V255L78 256H81L82 258H84L85 259V256H86V254H85V256L83 257L82 255H81V253ZM88 252V250L85 252V253H87ZM90 252V254L91 255H93V253H91V251H89ZM88 252V253H89ZM180 252H177V253H180ZM261 252V253H260ZM95 253H97L98 255H100V256H97V254H96V256H92V258H96V257H98L99 259H101V261L102 262H105L106 264H107V262L108 263H112V262H114V263H118V262H116L117 261V259L116 258H113V260H115V261H113L112 260V258H110L109 257V259H108V256L106 257L103 253H101L100 251H98V252H95ZM94 253V254H95ZM103 254L102 256H101V254ZM216 253H219V254H217L216 255ZM239 253V254H238ZM244 253H245V255H244ZM259 253V254H258ZM90 254H88V255H90ZM215 254V255H214ZM261 254V255H260ZM34 255V256H33ZM173 256L175 255V254H172ZM170 253H168V254H166L165 256H164V254L163 255H161L160 257L161 258H158V261H162V262H158V263H164V264H169V262L171 263V264H176V259H174V257L172 256ZM177 255V254H176ZM175 255V256H176ZM257 255V256H256ZM75 256H76V253H75ZM75 256H74V258H75ZM103 256H105L104 258H103V260H105L106 259V261H103L102 260V257ZM179 256V255H178ZM207 256H208V258H207ZM226 256V255H225ZM234 256H237V257H234ZM241 256V257H240ZM258 256H260V258L258 257ZM262 256H263V258H262ZM26 257H27V259H26ZM42 257V258H41ZM80 257V258H81ZM91 257V256H90ZM101 257V258H100ZM177 257V256H176ZM175 257V258H176ZM191 257V258H192ZM215 257H217V258H215ZM240 257V258H239ZM243 257H245L244 259H243ZM29 258V259H28ZM39 258H41L40 260L42 261V263H41V261H37ZM53 258H55V259H53ZM89 258V257H88ZM87 258V259H88ZM165 258H166V260H165ZM169 258V259H168ZM171 258V259H170ZM235 258V259H234ZM257 258V259H256ZM46 259V260H45ZM84 259H82V262H85V260ZM111 259V260H110ZM118 259H120V258H118ZM123 259V258H122ZM160 259V260H159ZM216 259H218V260H216ZM259 259H260V262H259ZM56 260V261H55ZM124 260V259H123ZM123 260H121V261H123ZM175 262H174V261ZM216 260V261H215ZM239 262H238V261ZM244 260H246V262H244ZM250 260V261H249ZM253 262H252V261ZM47 261V262H46ZM89 261V260H88ZM87 261V262H88ZM111 261V262H110ZM119 261V263L120 264H124V262H121L120 260H118ZM165 261V262H164ZM191 261V262H192ZM235 261V262H234ZM37 262V263H36ZM45 262V263H44ZM248 262V263H247ZM208 263V264H209ZM80 264V263H79ZM113 264V263H112Z\"/></svg>",
	"mask_w": 264,
	"mask_h": 264
},
{
	"label": "bare ground",
	"instance_id": "6f19581e",
	"mask_svg": "<svg viewBox=\"0 0 264 264\" xmlns=\"http://www.w3.org/2000/svg\"><path fill=\"white\" fill-rule=\"evenodd\" d=\"M190 1V0H189ZM189 1H188V3H189ZM206 1V0H205ZM209 1V0H208ZM211 1V0H210ZM209 1V2H210ZM220 1V0H219ZM221 1H223V0H221ZM230 3L229 4H231V5H229L230 7H233L235 10L236 9H238V11L236 12V13H233V11L231 10V12H230V14H228V13H226V14H228L227 15V17L226 18H229L228 16L229 15H231L233 18H230L231 20H233V24H232V21L230 20V23L227 21V22H223L224 24H226V25H230V24H232L234 27H236V28H234L233 26L229 29V31L230 30H232V28H234L235 30H233L234 31V33H233V31H232V33H231V31H230V33H227L226 32V30L225 31H223V29L221 30V28L223 27V24H221L222 22L221 21H224L225 19L223 18V17H225V16H219L220 17V19H222L221 21H219L218 23H220L221 25H222V27L221 28H219L221 25L220 24H218L217 23V26L215 27L214 25H216V23H213L214 21V17L213 18H211V16L209 17L208 16V11L210 12V10H211V8L210 7H214V6H216V5H214V4H212V5H210V3L208 2V7L205 5V2H204V0H191V2H190V6H188V5H186V4H183V3H187L186 2V0H140V4L139 5H136L135 7L133 6V8H132V4H131V8L130 9H125L124 7H121V9H122V11H121V9H119L120 10V12H116V13H118V14H116L115 13V15H113L114 14V12L111 14L112 16V18L114 19V21H116V22H119V24L121 25V26H126V28H128L127 29V31H129L130 30V28H131V26L133 27V24H134V26H136L135 24H139V23H130L129 24V21L131 20V18H134V17H136V18H134L135 20H139V19H137V17H140L141 19H144L143 21L144 22H146L145 24H147L146 26H154V27H163L164 29H165V31H166V33H165V31H164V33L166 34V35H168V34H170L171 33V35H175V33H173L172 34V31H177L179 28H178V26H175L174 25V15H173V11H174V13L176 12V15H177V9H179L180 7H181V5H186L185 7H181L180 8V11H178V19L176 18V22H177V20H179V22L182 20V22L183 21H186V23H189V22H191V24H196V23H194L195 21V18L197 17V16H200L199 14H201L202 16H203V14H205V13H207V14H205V16H208V18H211V19H213V20H210V22L211 21H213L212 22V24L211 23H208L207 21H205V19L203 20L204 22H202L201 21V23H202V27L198 24V25H196V26H200V29H197L196 30V27L195 26H193V27H195V31L193 30V31H191L192 29H191V24L189 23V24H187V26L188 27H190V29H188V30H190L189 31V33H188V30L187 29H185V30H187L186 31V33H188V36H186V35H184L183 37H185V39H182L183 37L181 36V35H178V36H180V38H181V40L180 41H182L183 40V42L182 43H184L183 45L181 44V45H178V40H177V38H179L178 36H177V34H176V36L177 37H175V36H172L173 37V40H172V38H170L169 36L170 35H168V37H167V40H166V38H165V40H164V34H162L163 33V30H161L162 31V33H161V35L159 34V31H158V38H157V40L156 41H154L153 39H156L155 37L152 39L153 41H152V44L151 45H147V47L148 46H151L150 48H148V50H147V48H145L146 49V51L144 50L143 52L144 53H140V51L138 52L135 48V54H134V49L132 50L131 49V51L133 52V54H131L130 53V51L128 52V56L126 55V52L127 51H125V50H123L122 52H124L125 51V54L124 53H121V51H118V52H120V54H118V57H119V55L121 56L122 54H124V56L122 55V57L124 58H118V60H116L117 62H119V64L117 63V62H115V63H117L119 66H121L122 65V69H124V72H120V74L118 75L116 72V75L115 76H113V77H116L115 78V80L113 81L112 80V78H111V82L112 83H110V84H106L105 83V81L104 80H106V79H104V80H102L101 79V77H103V75L105 74V72L104 73H102L101 75H100V80L101 81H104V82H100L99 83V78H98V82L97 83H99L98 85H93V86H96V87H94V88H96V93L94 92V96L93 97H97V96H99L100 97V95L102 96V93H105V94H103V95H108L109 94V90H111V92H110V96H113V94H114V91L116 92V94H118V95H123V94H121L122 92H125V90H129V88L128 87H131L130 85H129V83L126 81L127 80V77L128 76H126V75H128V73H130L131 72V70H134V69H132V68H135L134 66H136V65H134L135 63H137V61L135 60V59H137L138 58V61L140 60V58H142V59H145V57L146 56H149L150 58L151 57H155V58H158L157 56L159 55L162 59H163V61H164V59H165V61L167 60H170L169 62H171V60L173 59V56H171V54H173L172 52H174V53H179V56H180V54H184L183 55V57L185 58H187V57H191V55H189V56H187L188 54L187 53H189L190 52V54H192V52L193 53H195V54H193V58L194 57H196L197 56V59H202L204 56V54L206 55V57H204L203 59L205 60L206 58H211L210 56H215V58H211L214 62H215V60L214 59H218L220 56H222L223 58H221L220 57V61L219 62H217L218 60H216V64H218V63H220L221 62V60L222 61H224L225 59H224V55H223V53H224V51H222L221 50V45H229V48L230 49H228L230 52H232V49H236V51H233V54L236 52V57H237V55H238V53L240 54L241 52L240 51H238V53H237V50H238V48L240 49L241 48V46H243L240 42V44H241V46L239 47V43L237 44V41H238V37H240L239 39H242L241 37H243V38H245V39H242V40H244V41H246L247 40V42L248 41H250V38L251 37H253L254 39H255V37L253 36V35H249V40H248V38H246V34L248 35V34H254L255 33V36L257 35V39H258V37H260V39H262L263 40V36H264V0H228ZM21 2V1H20ZM25 2H27V1H24V3H22V5H19L18 4V7L17 8H19L20 6H23V8L22 9H25L26 7H28V5L24 8V6L26 5V3ZM31 2V1H30ZM34 2H35V0H34ZM213 2H215V1H213ZM212 2V3H213ZM226 4H227V1L225 0L224 1ZM7 3V2H6ZM16 3H18V2H16ZM28 3H29V1H28ZM27 3V4H28ZM33 3V2H32ZM32 3H29V4H32ZM57 3V2H56ZM206 3H207V1H206ZM218 3V2H217ZM221 3V2H220ZM3 4V3H2ZM34 5H35V3H33ZM70 4V3H69ZM122 4V3H121ZM120 4V5H121ZM128 4V3H127ZM192 4H194L193 6L195 7H192L191 5ZM14 5V4H13ZM16 5V4H15ZM38 5V4H37ZM53 5V4H52ZM67 5V4H66ZM123 5H124V3H123ZM126 5V4H125ZM210 5V6H209ZM214 5V6H213ZM218 5V4H217ZM220 5V4H219ZM225 5V4H224ZM40 6V5H39ZM57 6V5H56ZM76 5H73V8L75 7ZM122 6V5H121ZM176 6H178V8H175ZM220 6H222V5H220ZM219 6V7H220ZM228 6V4L226 5V7H229ZM43 7V6H42ZM59 7V6H58ZM174 7V8H173ZM189 7V10L187 9ZM191 7V8H190ZM217 7V6H216ZM223 7V6H222ZM13 8V7H12ZM21 8V7H20ZM19 8V9H20ZM67 8H69V7H67ZM70 8H71V6H70ZM79 8V7H78ZM105 8V7H104ZM194 8V9H193ZM224 8V7H223ZM6 9V8H5ZM16 9V8H15ZM40 9V8H39ZM61 9H63L62 7H61ZM72 9V8H71ZM80 9V8H79ZM79 9H77V10H79ZM191 9V10H190ZM2 10V9H1ZM4 10V9H3ZM14 10V9H13ZM76 10V11H77ZM119 10H117V11H119ZM6 11V10H5ZM17 11H18V9H17ZM23 11V10H22ZM72 11V10H71ZM70 11V12H71ZM103 11V10H102ZM171 11V12H170ZM182 11V12H181ZM221 11V10H220ZM227 11V10H226ZM1 12V11H0ZM14 12V11H13ZM25 12V11H24ZM23 12V13H24ZM65 12V11H64ZM68 12V11H67ZM67 12H65V13H67ZM70 12H69V14H70ZM73 12H75L74 11V9H73ZM82 13V11H80L79 10V12L77 13L76 12V14H79V13ZM109 12V11H108ZM218 12V11H217ZM16 13V12H15ZM15 13H13V15L15 14ZM34 13V12H33ZM56 13V12H55ZM72 13V12H71ZM106 13V12H105ZM105 13H103L104 14V16H105ZM211 13V12H210ZM212 13H213V15H214V13H216V11L215 12H213L212 11ZM222 13V12H221ZM224 13V12H223ZM1 14V13H0ZM7 14H9V13H7ZM21 14V13H20ZM36 14V13H35ZM63 14V13H62ZM68 14V13H67ZM68 14V15H69ZM73 14V13H72ZM100 14V13H99ZM217 15H220V13L218 14V13H216ZM215 14V15H216ZM4 15V14H3ZM18 15V14H17ZM52 15V17H53V14H51ZM96 15V14H95ZM101 15V14H100ZM100 15H97V16H100ZM107 15V14H106ZM175 15V16H176ZM210 15H212V14H210ZM216 15V16H217ZM222 15V14H221ZM1 16V15H0ZM6 16V15H5ZM12 16V15H11ZM25 16V15H24ZM49 16V15H48ZM55 16H57V15H55ZM66 16V15H65ZM71 16V15H70ZM78 16V15H77ZM83 16V15H82ZM170 16H171V19L173 18V20H171L170 19ZM202 16H201V20H202ZM14 17V16H13ZM60 17V16H59ZM62 17H64V16H62ZM68 17V16H67ZM79 18H82L81 17V14H79V16H78ZM108 17H109V15H108ZM108 17H107V21H108ZM111 17H110V19H111ZM218 17V16H217ZM35 18V17H34ZM71 18V17H70ZM69 18V20H71ZM73 18V17H72ZM75 18V17H74ZM85 18V17H84ZM88 18V17H87ZM96 18V17H95ZM199 18V17H198ZM206 18V17H205ZM3 19V18H2ZM13 19V18H12ZM12 19H10V20H12ZM39 19V18H38ZM58 19V16H57V18H56V20ZM61 19V18H60ZM59 19V20H60ZM66 19V18H65ZM96 19H98V18H96ZM94 20V21H92L91 22V24L89 23V25L87 24L85 27H79V29L77 30L76 29V32L75 33H73V37H72V40L71 41H69V43L71 42V43H73V42H75V43H79V42H76V41H78V40H80V39H78V37L81 35V34H83V33H87V34H89V33H91V31H92V29L93 30H96V29H94V28H97V27H100V29L99 28H97V29H99V31L101 30V28L103 29H107L108 27H109V29H110V23L113 21V19H111V20H109V25H107L108 23H106V17L105 18H103L102 16L98 19V20ZM140 19V22H142V20ZM181 19V20H180ZM185 19V20H184ZM215 19H216V17H215ZM217 19H219V18H217ZM219 19V20H220ZM1 20V19H0ZM4 20H7V19H4ZM9 20V21H10ZM28 20V19H27ZM35 20V19H34ZM52 20H55V18L54 19H52L51 18V22H52ZM67 20V19H66ZM65 20V21H66ZM68 20V21H69ZM77 20V19H76ZM86 20V19H85ZM133 20V19H132ZM134 20V21H135ZM198 20H200V19H198ZM206 20H208V19H206ZM13 21V20H12ZM41 21V20H40ZM39 21V22H40ZM50 21V20H49ZM78 21V20H77ZM209 21V20H208ZM29 22H30V20H29ZM79 22V21H78ZM90 22V21H89ZM175 22V23H176ZM197 23L199 22V21H196ZM207 22V23H206ZM215 22H217V21H215ZM4 23V22H3ZM2 22H1V24H3ZM35 23V22H34ZM86 23V22H85ZM87 23H88V21H87ZM113 23V22H112ZM111 23V24H112ZM115 23V22H114ZM143 23V22H142ZM186 23H184V24H186ZM200 23V22H199ZM200 23V24H201ZM229 23V24H228ZM235 23V24H234ZM0 24V25H1ZM43 24V23H42ZM46 24V23H45ZM48 24V23H47ZM144 24V23H143ZM177 24V23H176ZM180 23H178V25H179ZM214 24V25H213ZM31 25H32V23H31ZM34 25V24H33ZM44 25V24H43ZM71 25V24H70ZM83 25V24H82ZM171 25H173V27L171 26ZM219 25V26H218ZM5 25H3L2 27H4ZM25 26H26V24H25ZM27 26H28V24H27ZM30 26V25H29ZM73 26V25H72ZM77 26H78V24H77ZM77 26H75V27H77ZM231 26V25H230ZM230 26H228V28L230 27ZM6 27V26H5ZM8 27V26H7ZM24 27V26H23ZM43 27V26H42ZM114 27V26H113ZM112 27V29H111V31L114 29ZM137 27V26H136ZM140 27H143V25L141 26L140 25ZM140 27H138V29L140 28ZM153 27V28H154ZM178 29H177V28ZM185 27V26H184ZM183 27V28H184ZM218 27V28H217ZM224 27H226V26H224ZM32 28H34V27H32ZM37 28V27H36ZM35 28V29H36ZM40 28H41V26H40ZM39 27L37 28V29H40ZM119 28V27H118ZM126 28H124L123 29V27H122V29H123V31H126L125 29ZM134 28V27H133ZM132 28V29H133ZM144 28V27H143ZM146 29L145 30H147L148 28L147 27H145ZM174 28H176L175 30H174ZM199 28V27H198ZM227 28V27H226ZM228 28H227V30H228ZM4 29V28H3ZM8 29V28H7ZM25 29V28H24ZM35 29H34V31H33V33H36V31H37V29H36V31H35ZM103 29V30H104ZM108 29V30H109ZM134 29H136V28H134ZM225 29V28H224ZM6 30V29H5ZM115 30V29H114ZM137 30V29H136ZM141 30V29H140ZM145 30H144V33H145ZM149 30V29H148ZM181 30H183V31H185L184 29H181L180 28V30H178V33H179V31H180V33H181ZM4 31V30H3ZM10 31V30H9ZM24 31V30H23ZM98 31V30H97ZM110 31V30H109ZM117 31V30H116ZM116 31H115V33H116ZM131 31V30H130ZM138 31V30H137ZM137 31H135V33H137ZM141 31H143V30H141ZM150 31H152V30H150ZM153 31H155V30H153ZM183 31H182V33H183ZM239 31V32H238ZM244 31H246L245 33H244ZM93 32L94 31H92V33L91 34H89V35H92L93 34ZM242 32V33H241ZM70 33H71V30H70ZM101 33H104V31H101ZM114 33V34H115ZM120 33H122V31H120ZM133 33H134V30H133ZM133 33H132V35H133ZM134 33V34H135ZM179 33V34H180ZM241 33V34H240ZM258 33H262L260 36H258ZM26 34V33H25ZM95 34V33H94ZM98 34H100V33H98ZM97 33H96V35H98ZM106 34V33H105ZM117 34V33H116ZM122 34H124V33H122ZM127 33L125 32V35H126ZM154 34H156L157 35V33H154ZM27 35V34H26ZM36 34H34V36H35ZM89 35H87V37H90ZM95 35V36H96ZM101 35V34H100ZM108 35H109V33H108ZM136 35V34H135ZM165 35V36H166ZM241 35H243V36H241ZM13 36V35H12ZM32 36V35H31ZM33 36V37H34ZM94 36V35H93ZM103 36H106L107 37V35H103ZM129 36V35H128ZM153 36V35H152ZM162 36V37H161ZM30 37V36H29ZM70 37V36H69ZM68 37V38H69ZM99 37H101V36H98V39H100ZM106 37L104 38V40L106 39ZM119 37V36H118ZM150 37V36H149ZM176 38V40H177V42H176V40H175V38ZM248 37V36H247ZM36 38V37H35ZM34 38V39H35ZM67 38V39H68ZM80 38H83V36H81ZM91 38V37H90ZM96 38H97V36H96ZM101 38H103V37H101ZM152 38V37H151ZM163 38V39H162ZM179 38V39H180ZM252 38V39H253ZM78 39V40H77ZM88 39V38H87ZM93 39V38H92ZM97 39V40H98ZM110 39V38H109ZM172 41H171V40ZM237 39V40H236ZM57 40V39H56ZM66 40V39H65ZM69 40H70V38H69ZM90 40V39H89ZM95 41H96V39H94ZM102 40V39H101ZM115 40V39H114ZM133 40H135V39H133ZM145 40V39H144ZM256 40V39H255ZM64 41V40H63ZM239 41H241V40H239ZM252 41H254V40H252ZM259 41V40H258ZM66 42V41H65ZM83 42V41H82ZM84 42H85V40H84ZM106 42V41H105ZM148 42H150V40H148ZM177 43V46H176V44L175 43ZM236 42V44L238 45L237 47H236V45H234V43ZM263 42V41H262ZM0 43H1V41H0ZM3 43V42H2ZM5 43V42H4ZM64 43V42H63ZM67 44H68V41L66 42ZM90 43H92V40H91V42ZM98 43V42H97ZM101 44H102V46L104 45V43H103V40H102V42H100ZM108 42H106V44H107ZM154 43V44H153ZM180 43V42H179ZM8 44V43H7ZM6 44V45H7ZM65 44V43H64ZM105 44V45H106ZM245 44V43H244ZM248 44V43H247ZM250 44V43H249ZM259 43H257V45H258ZM264 44V42L263 43H261V45H263ZM1 45V44H0ZM5 45V44H4ZM5 45V46H6ZM62 45V44H61ZM66 45V44H65ZM81 45V44H80ZM83 45V44H82ZM90 45V44H89ZM94 45V44H93ZM92 45V46H93ZM99 46H100V44H98ZM98 45H96L97 46V49H98ZM153 45V46H152ZM225 46L226 48H228V46ZM230 45H231V47L232 46H235V48H231L230 47ZM254 45V44H253ZM260 45V46H261ZM64 46V45H63ZM71 46V45H70ZM70 46H68L69 47V49H70ZM74 46V45H73ZM72 46V47H73ZM78 46V45H77ZM91 46V45H90ZM246 46V44L244 45V47ZM250 46V45H249ZM255 46V45H254ZM259 46V45H258ZM259 46V47H260ZM264 46V45H263ZM89 47V46H88ZM101 47V46H100ZM243 47V48H244ZM251 47H252V45H251ZM250 47V48H251ZM4 48V47H3ZM66 48H67V46H66ZM79 48V47H78ZM90 48V47H89ZM110 48H111V46H110ZM257 48V47H256ZM263 48V47H262ZM72 49H74V48H72ZM84 49H86V48H84ZM93 49V48H92ZM96 49V48H95ZM248 49H249V47H248ZM254 49H255V47H254ZM264 49V48H263ZM8 50V49H7ZM12 50V49H11ZM14 50V49H13ZM67 50V49H66ZM88 50V49H87ZM91 49H89V51H90ZM107 50V49H106ZM117 50V49H116ZM177 50V52H175ZM225 50V49H224ZM225 51V53H227V52H229V51ZM260 50V49H259ZM0 51H2V50H0ZM5 51H6V48H5ZM4 51V52H5ZM81 51V50H80ZM95 51V50H94ZM93 51V52H94ZM98 50H96V52H97ZM115 51V50H114ZM222 53H221V52ZM246 51V50H245ZM258 51V50H257ZM10 52V51H9ZM20 52V51H19ZM19 52H18V54H19ZM74 51H72V53H73ZM78 52V51H77ZM83 52H84V50H83ZM91 52V54H92V50L90 51ZM107 52H109V54H111L112 52H113V49H112V52H111V50L109 49V51H107ZM117 51H116V53H118ZM230 52H229V54H230ZM248 52V51H247ZM264 52V51H263ZM7 53V52H6ZM55 53V52H54ZM58 53V52H57ZM64 53H65V51H64ZM68 53V52H67ZM71 53V52H70ZM105 53H106V51H105ZM115 53V54H116ZM129 53L131 54L130 56H129ZM222 54V55H220L219 56V54ZM1 54H3V51H2V53ZM11 54V53H10ZM15 54V53H14ZM108 54V53H107ZM137 54H139V55H137ZM185 54H187V55H185ZM203 54V55H202ZM232 54V55H233ZM255 54V53H254ZM254 54H252V55H254ZM259 54V53H258ZM105 55V54H104ZM112 55H113V57L115 56L114 55V52H113V54H111V55H109V57L111 56L112 57ZM117 55V54H116ZM198 55H201V57L199 56V58H198ZM243 55V54H242ZM251 55V54H250ZM262 55H263V53H262ZM9 56V55H8ZM7 56V57H8ZM16 56V55H15ZM71 56V55H70ZM96 56V55H95ZM127 56V57H126ZM203 56V57H202ZM216 56H218V58L216 57ZM227 56V55H226ZM230 56V55H229ZM248 56L249 55H246L245 56V58H248ZM255 56V55H254ZM257 56V55H256ZM259 56V55H258ZM260 56H261V54H260ZM63 57H64V55H63ZM90 57V56H89ZM98 57V56H97ZM113 57H112V59H113ZM116 57V56H115ZM114 57V58H115ZM228 57V56H227ZM231 57H234V59H235V56L233 55V56H230V58ZM241 57V56H240ZM239 57V58H240ZM264 57V56H263ZM262 57V58H263ZM12 58V57H11ZM15 58H17V57H15ZM14 58V59H15ZM66 58V57H65ZM68 58V57H67ZM145 59V61L147 62L148 60L150 61V60H152V59ZM155 58H153V59H155ZM182 57L180 56V59H181ZM193 58H191V59H193ZM238 58V57H237ZM251 58V57H250ZM256 58H258V57H256ZM261 57H259V59H260ZM64 59V58H63ZM116 59V58H115ZM120 59V60H119ZM141 59V60H142ZM160 59V58H159ZM179 58H178V60H180ZM196 58L194 59L195 61H198ZM233 58H232V60H234ZM241 59V58H240ZM259 59L256 61V59L254 60L255 62H257L258 63V61H259ZM264 59V58H263ZM263 59L261 60L260 59V61H263ZM12 60V59H11ZM96 60V59H95ZM99 60V59H98ZM177 60V63L179 62ZM188 60H189V58H188ZM210 60V59H209ZM208 59H207V61H209ZM212 60H210L211 62H212V64H215ZM231 60V61H232ZM236 60V59H235ZM62 61V60H61ZM74 61V60H73ZM136 61V62H135ZM144 61V60H143ZM155 61H156V59H155ZM164 61V62H165ZM174 61V63H175V61L176 60H173ZM185 61V60H184ZM190 61V60H189ZM188 61V62H189ZM192 62H193V60H191ZM194 61V62H195ZM202 61V60H201ZM243 61V60H242ZM140 62H142V61H140ZM200 62V61H199ZM237 62V61H236ZM238 62H240V61H238ZM72 63V62H71ZM104 63V62H103ZM102 63V64H103ZM109 63H110V61H109ZM113 63V62H112ZM149 63V62H148ZM168 63V62H167ZM181 63H183V61L181 62ZM191 63V62H190ZM198 63V62H197ZM200 63H202V62H200ZM199 63V64H200ZM203 63H204V61H203ZM205 63H207V62H205ZM204 63V65H206ZM209 63V62H208ZM207 63V64H208ZM221 63H223V62H221ZM232 63H234V62H232ZM252 64H253V62H251ZM257 63H255L256 65H257ZM261 63V62H260ZM7 64V63H6ZM59 64V63H58ZM61 64V63H60ZM64 64V63H63ZM121 64V65H120ZM140 64V63H139ZM152 64V63H151ZM169 64H172V63H169ZM186 64H188L187 62H186ZM210 64L211 63H209V66H210ZM216 64L213 66V67H215L216 66ZM225 64V63H224ZM263 64H264V62H263ZM79 65V64H78ZM104 65V64H103ZM117 65V66H118ZM134 65V66H133ZM145 65V64H144ZM173 65V64H172ZM179 66H180V64H178ZM184 65H185V63H184ZM184 65L182 66V67H184ZM189 65V64H188ZM188 65H186V66H188ZM198 65V64H197ZM260 65V64H259ZM258 65V66H259ZM56 66V65H55ZM58 66V65H57ZM57 66H56V68H57ZM70 66V65H69ZM112 66V65H111ZM149 66V65H148ZM152 66V65H151ZM157 66V65H156ZM192 66V65H191ZM195 65H193V67H194ZM202 66V65H201ZM209 66H207V67H209ZM218 66H221V65H219L218 64ZM238 66V65H237ZM261 66V65H260ZM7 67H9V66H7ZM43 67V66H42ZM58 67H60V66H58ZM67 67V66H66ZM104 67V66H103ZM145 67V66H144ZM147 67V66H146ZM162 67V66H161ZM165 67V66H164ZM167 67V66H166ZM212 67V66H211ZM211 67H209L210 68V72H212L211 71V69L213 68H211ZM217 67V66H216ZM246 67V66H245ZM49 68H51L50 66H49ZM109 68H112V67H109ZM113 68H117V67H115V66H113ZM137 68V67H136ZM154 68V67H153ZM171 68H174V67H171ZM180 68H181V66H180ZM180 68H178V69H180ZM192 68V67H191ZM195 68V67H194ZM197 68H199V67H197ZM197 68H195V69H197ZM222 68V67H221ZM220 68V69H221ZM238 67H236V69H237ZM243 68V67H242ZM241 68V69H242ZM256 66H255V70H256ZM261 68H262V66H261ZM260 68V69H261ZM70 69V68H69ZM68 69V70H69ZM120 69V68H119ZM175 71L177 70V67L175 66ZM195 69H191V70H195ZM201 69V68H200ZM203 69H205L204 67H203ZM208 69V68H207ZM207 69H205V70H207ZM215 69V68H214ZM223 69V68H222ZM240 69V67H239V69H237L236 71H238V73L239 72H241L242 70ZM2 70H3V68H2ZM4 70H5V68H4ZM107 70V69H106ZM112 70V69H111ZM110 70V71H111ZM116 71L118 70V68L117 69H115ZM147 70V69H146ZM156 70V69H155ZM159 70V69H158ZM162 70V69H161ZM171 70V69H170ZM169 70V71H170ZM184 70H186V69H184ZM197 70H199V69H197ZM202 70V69H201ZM200 70V71H201ZM216 70V69H215ZM219 70V69H218ZM225 70V69H224ZM223 70V71H224ZM253 70H254V68H253ZM264 70V69H263ZM6 71V70H5ZM4 71V72H5ZM9 71V70H8ZM52 71V70H51ZM108 71V70H107ZM106 71V72H107ZM109 71V72H110ZM114 71V70H113ZM121 71V70H120ZM123 71V70H122ZM137 71H138V69H137ZM143 71H145L144 70V68H143ZM173 71V70H172ZM186 71H188V68H187V70ZM185 71V73H188V72H186ZM190 71V70H189ZM196 71V70H195ZM208 71H209V69H208ZM205 72L204 74H206V73H209V72ZM223 71H222V73H223ZM235 71V70H234ZM249 71V70H248ZM247 71V72H248ZM1 72V71H0ZM10 72V71H9ZM52 72H54V71H52ZM60 72V71H59ZM68 72V71H67ZM67 72H65L64 74H66L67 75ZM72 72V71H71ZM70 72V73H71ZM80 72V71H79ZM141 72V71H140ZM146 72V71H145ZM174 72V71H173ZM181 72H182V70H181ZM203 72V71H202ZM213 72H215V71H213ZM217 72V71H216ZM215 72V73H216ZM254 72V71H253ZM260 72V71H259ZM55 73V72H54ZM57 73V72H56ZM61 73V72H60ZM118 73H119V71H118ZM144 73V72H143ZM168 73H170V72H168ZM178 73V72H177ZM184 73V72H183ZM236 75L238 74L237 72H234ZM243 73V72H242ZM242 73L240 74V75H242ZM251 73V72H250ZM258 73V72H257ZM262 74H263V72H261ZM3 74V73H2ZM6 74H7V72H6ZM35 74V73H34ZM48 74V73H47ZM68 74H69V72H68ZM110 74H111V72H110ZM132 74V73H131ZM141 74H142V72H141ZM164 74V73H163ZM181 74V73H180ZM203 74V73H202ZM214 74V73H213ZM244 74H245V72H244ZM260 74V73H259ZM36 75V78L34 77V75H33V77L35 78V79H37V77L39 78V80H41V76H42V79H43V77L44 76H46V75H42V73L40 72V74L38 73V76H37V74H35ZM51 75H53V73L51 74ZM72 75H73V73H72ZM71 75V76H72ZM106 75V74H105ZM104 75V76H105ZM144 75V74H143ZM147 75H148V73H147ZM169 75V74H168ZM168 75H166V76H168ZM177 76H179L178 74H176ZM175 75V76H176ZM183 75V74H182ZM185 75V74H184ZM183 75V76H184ZM188 75V74H187ZM186 75V76H187ZM208 74H206V78L208 77L207 76ZM239 75V74H238ZM239 75V76H240ZM252 75V74H251ZM264 75V74H263ZM262 75V76H263ZM61 76H62V74H61ZM69 76V75H68ZM68 76H66V78L68 77ZM82 76V73H81V75H79V74H75V76L73 77V78H70L71 80H72V82H71V84L70 85H68V87H66V79L64 80L63 79V77H65V76H63L62 77V79H60V81H59V79H58V83H57V81H54V82H56L55 84L53 83V87H54V89L57 91V94L55 95L54 94V98H55V96H57V101L55 100V102L53 101V103L55 104L54 105V107H52V110H51V105H53L52 104V102H51V105L49 106H47V107H45L46 105H44V107H41L42 109V112L43 111H45L47 108V112H48V116H47V118H49V119H51V117H52V115L54 116V112H55V114H56V112H57V114H58V112L60 113H64V112H62L63 111V109H64V111L67 109V106L66 105H69V107H70V99H69V104H67V103H65L66 101H63L62 100V98H64V99H66L65 97H67V96H65L64 97V94H70L71 95V97L73 96H76L75 95V93H76V91H80V92H83V93H85V94H80V95H82V97L83 96H87V98H93L91 95H86V94H89L88 92L90 91V89H88L87 91H86V88H87V86H88V84H87V86H86V84L82 81L83 79V76ZM107 76V75H106ZM132 76V75H131ZM146 76V75H145ZM189 76V75H188ZM202 76V75H201ZM246 76V75H245ZM254 76V75H253ZM1 77H3V76H1ZM12 77V76H11ZM10 76H9V78H11ZM25 77V76H24ZM47 77V76H46ZM45 77V78H46ZM109 77V76H108ZM111 77H112V75H111ZM133 77V76H132ZM140 77V76H139ZM144 77V76H143ZM149 77V76H148ZM157 77H159V76H157ZM169 77V76H168ZM168 77H161V78H163V79H159V78H157V79H159V80H153L154 82H151V85H153L152 83H154L155 84V86H154V88H153V86H152V88L153 89H156V87L157 88H160V89H157L158 91L159 90H166L167 88H169L170 87V85L172 84V82H174V79L173 80H170V78H168ZM203 77H204V75H203ZM242 77V76H241ZM7 78H8V76H7ZM6 78V79H7ZM23 78V77H22ZM50 77H48V80H49V82L51 83V82H53L51 79H49ZM61 78V77H60ZM104 78V77H103ZM180 78V77H179ZM191 78V77H190ZM209 78V77H208ZM244 78V77H243ZM251 78V77H250ZM256 78H258L257 76H256ZM5 79V80H6ZM56 79V78H55ZM68 79V78H67ZM109 79V78H108ZM145 79V78H144ZM196 79V78H195ZM244 79H246V77L244 78ZM261 79V78H260ZM38 80V79H37ZM38 80V81H39ZM53 80H54V78H53ZM151 80V79H150ZM212 80V79H211ZM233 80V79H232ZM248 80V79H247ZM251 80H252V78H251ZM253 80H254V77H253ZM256 80V79H255ZM255 80L253 81V82H251L250 84H252V85H249V82L250 81H247V82H242V83H239V85H238V83L236 84L237 86H238V88H239V91H236L237 92V94H243L244 95V93H247V94H253V95H255V96H257L258 97V99H259V101H260V103H263L264 104V85H263V82H262V84L260 83V81H256L255 82ZM263 80H264V78H263ZM1 81H3V80H1ZM34 81V80H33ZM32 81V82H33ZM38 81H36L37 83H38ZM43 81L45 82L46 80H44L43 79ZM43 81H40L42 84H39L40 85V87L42 88V91H41V88L39 87V86H37L36 84H35V82H33L34 83V85H36L35 87V89L36 90H34L36 93H37V95L39 96V94L41 93H45L43 90V88L44 87H42L41 85H43ZM85 81V80H84ZM108 81V80H107ZM156 81V82H155ZM186 81V80H185ZM191 81V80H190ZM5 82V81H4ZM49 82H48V84H49ZM86 82V81H85ZM131 82V84H132V80L130 81ZM148 82H149V80H148ZM187 82V81H186ZM192 82V81H191ZM210 82V81H209ZM215 82V81H214ZM238 82H239V80H238ZM241 82V81H240ZM1 83V82H0ZM8 83V82H7ZM23 83V82H22ZM46 83V82H45ZM70 83V82H69ZM91 83V82H90ZM106 85H105V84ZM127 83H128V85H127ZM150 83V82H149ZM148 83V84H149ZM159 85H158V84ZM175 83V82H174ZM188 83V82H187ZM203 83V82H202ZM232 83H233V81H232ZM5 84V83H4ZM47 84V85H48ZM85 84V85H84ZM147 84V85H148ZM156 84H157V86H156ZM176 85H177V82L175 83ZM220 84H222V83H220ZM22 85V84H21ZM24 85H25V83H24ZM46 84L44 85L45 87H48ZM52 85V84H51ZM198 85V84H197ZM200 85V84H199ZM224 85H226L225 83H224ZM20 86V85H19ZM23 86V85H22ZM93 86H92V89H93ZM158 86H160V87H158ZM178 86V85H177ZM180 86V85H179ZM26 87V86H25ZM52 87V86H51ZM210 87V86H209ZM19 88H21V87H19ZM34 88V87H33ZM50 88V86L48 87V89ZM111 88V89H110ZM133 88V87H132ZM150 88V87H149ZM184 88V87H183ZM187 88V87H186ZM223 88V87H222ZM225 88H226V86H225ZM236 88V87H235ZM50 89H52V88H50ZM54 89H52V90H54ZM193 89H194V87H193ZM200 89V88H199ZM210 89H212V88H210ZM216 89H218V88H216ZM224 89V88H223ZM16 90H17V88H16ZM19 90V89H18ZM30 90V89H29ZM32 90V89H31ZM46 90V89H45ZM107 90H108V93H107ZM136 90V89H135ZM214 90V89H213ZM226 90H227V94H226V96L227 95H229V97L230 96H232L233 98H234V96H236V97H239V96H237V95H235V91H233L232 89H230V87H229V89H225V90H223V92L225 91L226 92ZM237 90V89H236ZM20 91V90H19ZM18 91V92H19ZM21 91H22V88H21ZM34 91H32V92H34ZM130 91H134L133 89L132 90H130ZM194 91V90H193ZM197 91H199V90H197ZM196 91V92H197ZM201 91V90H200ZM205 91V90H204ZM15 92V91H14ZM49 92H51V91H49ZM52 92H54V91H52ZM75 92V93H74ZM91 92V91H90ZM113 92V93H112ZM121 92V93H120ZM152 92V91H151ZM177 92V91H176ZM175 92V93H176ZM217 92V91H216ZM239 92V93H238ZM27 93V92H26ZM79 93V92H78ZM111 93H112V95H111ZM128 94H129V92H127ZM133 93V92H132ZM153 93V92H152ZM178 93V92H177ZM181 93V92H180ZM15 95H17L16 93H14ZM13 94V95H14ZM22 94V93H21ZM28 94V93H27ZM32 94V93H31ZM35 94V93H34ZM40 94V96H43V95H41ZM47 94V93H46ZM45 94V95H46ZM52 94V93H51ZM77 94V93H76ZM114 95L116 98H117V95ZM125 94V93H124ZM135 94V93H134ZM138 94V93H137ZM136 94V95H137ZM145 94V93H144ZM162 94V93H161ZM194 94V93H193ZM218 94V93H217ZM12 95V94H11ZM36 95V96H37ZM49 95V94H48ZM53 95V94H52ZM70 95H68V97L70 96ZM79 95V96H80ZM155 95V94H154ZM169 95V94H168ZM185 95V94H184ZM205 95V94H204ZM34 96V95H33ZM91 96V97H90ZM109 96V97H110ZM152 96V95H151ZM173 96H175V94L173 95ZM183 96V95H182ZM196 96V95H195ZM29 97V96H28ZM35 97V96H34ZM44 97V96H43ZM53 97V96H52ZM52 97H51V99H52ZM70 97V98H71ZM102 97H104V96H102ZM106 97V96H105ZM121 97V96H120ZM132 97V96H131ZM131 97L129 98V99H131ZM142 97H143V95H142ZM145 97V96H144ZM191 97H192V95H191ZM198 97V96H197ZM228 97V96H227ZM252 96L250 95V99H254V98H251ZM256 97V98H257ZM12 98V97H11ZM14 98L15 97H13V99L12 100H14ZM18 98H19V96H18ZM21 98V97H20ZM32 98V97H31ZM31 98H30V100H31ZM36 99H37V97H35ZM40 98V97H39ZM39 98H38V100H39ZM49 98V97H48ZM98 98V97H97ZM108 98V97H107ZM134 98V97H133ZM159 98V97H158ZM174 98V97H173ZM181 98V97H180ZM195 98V97H194ZM207 98V97H206ZM218 98V97H217ZM242 98H243V96H242ZM34 99V98H33ZM41 99V98H40ZM72 99V98H71ZM73 99H76V97L75 98H73ZM82 99V98H81ZM81 99H79L80 101H82ZM106 98H104V100H105ZM113 99V98H112ZM118 99V98H117ZM157 99V98H156ZM177 99V98H176ZM188 99V98H187ZM204 99V98H203ZM248 99V98H247ZM257 99V100H258ZM11 100V101H12ZM15 100H17V99H15ZM29 100V101H30ZM35 100V99H34ZM42 100V99H41ZM40 100V101H41ZM43 100H44V98H43ZM53 100V99H52ZM77 100V99H76ZM75 100V101H76ZM85 100V99H84ZM88 100H90V99H88ZM88 100L86 99V101L88 102ZM110 100H111V98H110ZM114 100V99H113ZM124 100H126V99H124ZM136 100H138V99H136ZM171 100V99H170ZM180 100V99H179ZM183 100V99H182ZM185 100H186V98H185ZM227 100V99H226ZM236 100H237V98H236ZM249 100V99H248ZM256 100V99H255ZM21 101V100H20ZM37 101V100H36ZM40 101L38 102V103H40ZM51 101V100H50ZM74 101V100H73ZM74 101V102H75ZM92 101V100H91ZM95 101V100H94ZM116 101V100H115ZM118 101V100H117ZM142 101V100H141ZM188 101H189V99H188ZM211 101V100H210ZM243 101V100H242ZM245 101V100H244ZM254 101V100H253ZM259 101H258V103H256V104H259ZM44 102H46L45 100H44ZM43 102V103H44ZM238 102H240V101H238ZM237 102V103H238ZM249 102H250V100H249ZM19 103V102H18ZM25 103V102H24ZM30 103V102H29ZM31 103H34V102H32L31 101ZM64 103H65V106L66 107H64ZM78 103V102H77ZM83 103V102H82ZM111 103V102H110ZM109 103V104H110ZM137 103V102H136ZM143 103H144V101H143ZM142 103V104H143ZM209 103V102H208ZM252 103V102H251ZM8 104V103H7ZM9 104H10V102H9ZM8 104V105H9ZM12 104V103H11ZM28 104V103H27ZM27 104H25V105H27ZM35 105H36V103H34ZM48 104V103H47ZM85 104V103H84ZM89 104V103H88ZM97 104V103H96ZM103 104V103H102ZM105 104V103H104ZM125 104V103H124ZM232 104L233 103H231V104H229V105H231L232 106ZM254 104V103H253ZM31 105H33V104H30V106ZM80 105V104H79ZM92 105V104H91ZM112 105V104H111ZM129 105H130V103H129ZM133 105H135V104H133ZM140 105V104H139ZM144 105V104H143ZM191 105V104H190ZM238 105H240L239 103H238ZM242 105V104H241ZM255 105V104H254ZM253 105V106H254ZM261 105V104H260ZM11 106V105H10ZM19 106V105H18ZM28 106V105H27ZM40 106H41V104H40ZM72 106V105H71ZM82 106V105H81ZM95 106V105H94ZM101 106V105H100ZM121 106V105H120ZM141 106V105H140ZM192 106V105H191ZM193 106H195V105H193ZM209 106V105H208ZM248 105H246V107H247ZM258 106V105H257ZM4 107H7V106H4ZM24 107V106H23ZM33 107V106H32ZM38 107V106H37ZM49 107H50V109H49ZM64 107V108H63ZM68 107V108H69ZM75 107H78V106H75ZM75 107H74V109H75ZM80 107V106H79ZM79 107H78V109H79ZM85 106H83V108H84ZM99 107V106H98ZM102 107V106H101ZM111 107V106H110ZM123 107H124V105H123ZM131 107V106H130ZM142 107V106H141ZM190 107V106H189ZM235 107V106H234ZM240 107V106H239ZM244 107H245V105H244ZM244 107H243V109H244ZM261 107H264V105L262 106L261 105ZM260 107V108H261ZM1 108H3V107H1ZM11 108V107H10ZM30 109H32L31 107H29ZM28 108V109H29ZM44 108V109H43ZM72 108V107H71ZM90 108V107H89ZM93 108V107H92ZM105 108V107H104ZM117 108V107H116ZM129 108V107H128ZM131 108H134V107H131ZM131 108H129V109H131ZM139 109H141L140 107H138ZM192 108V107H191ZM236 108V107H235ZM242 108V107H241ZM248 108V107H247ZM246 108V109H247ZM4 109V108H3ZM24 109V108H23ZM26 109V108H25ZM29 109V110H30ZM34 109H35V106H34ZM33 109V110H34ZM38 109V108H37ZM40 109V108H39ZM38 109V110H39ZM77 109V108H76ZM82 109V108H81ZM85 109V108H84ZM106 109H107V107H106ZM123 109V108H122ZM122 109H120V111L122 110ZM125 109V108H124ZM194 109V108H193ZM218 109V108H217ZM230 109H232L231 107H230ZM256 109H258V108H256ZM8 110V109H7ZM10 110V109H9ZM13 110V109H12ZM11 110V111H12ZM27 111V112H30V116H32L31 115V113H33V112H31V111H33V110H30V111ZM71 110H73V109H71ZM92 110V109H91ZM102 110V109H101ZM108 111H109V109H107ZM114 109H112V111H113ZM138 110V109H137ZM198 110V109H197ZM203 110V109H202ZM216 110V109H215ZM220 110V109H219ZM237 110V109H236ZM240 110V109H239ZM242 110V109H241ZM240 110V111H241ZM247 110H249V108L247 109ZM252 110V109H251ZM251 110H249V111H251ZM262 110H264L263 108H262ZM25 111V110H24ZM67 111V110H66ZM74 111V110H73ZM96 111V110H95ZM127 111V110H126ZM125 111V112H126ZM130 111V110H129ZM135 111H136V109H135ZM222 111V110H221ZM231 111V110H230ZM234 111H235V109H234ZM245 111V110H244ZM4 112V111H3ZM14 112V111H13ZM27 112H25V113H27ZM37 112V111H36ZM41 112V111H40ZM46 112V113H47ZM72 112V111H71ZM98 112V111H97ZM99 112H100V110H99ZM104 112V111H103ZM106 112V111H105ZM138 112V111H137ZM214 112V111H213ZM212 112V113H213ZM238 113H241V112H239V111H237ZM248 112V111H247ZM246 112V113H247ZM261 112V111H260ZM19 113V112H18ZM24 113V114H25ZM35 113V112H34ZM46 113L44 112L43 114H45L44 115V117H46ZM53 113V114H52ZM115 113V112H114ZM123 113V112H122ZM136 113V112H135ZM140 113V112H139ZM211 113V112H210ZM229 113V112H228ZM231 113H233V110H232V112ZM243 113V112H242ZM249 113V112H248ZM251 113V112H250ZM252 113H253V111H252ZM37 114V113H36ZM65 114V113H64ZM70 114V113H69ZM72 114V113H71ZM70 114V115H71ZM74 114V113H73ZM82 114H83V112H82ZM88 114V113H87ZM95 114V113H94ZM93 114V115H94ZM132 114V113H131ZM134 114V113H133ZM142 114V113H141ZM185 114V113H184ZM7 115V114H6ZM10 115V114H9ZM13 115H14V113H13ZM12 115V116H13ZM15 115H17V114H15ZM15 115H14V117L13 118H15ZM29 114H27L26 116H28ZM33 115H35V114H33ZM40 115V114H39ZM61 115V114H60ZM60 115H58V116H60ZM81 115V114H80ZM84 115V114H83ZM89 115V114H88ZM92 115V114H91ZM92 115V116H93ZM140 115V114H139ZM144 115V114H143ZM177 115V114H176ZM179 115V114H178ZM233 115H235V113L233 114ZM239 115V114H238ZM237 115V116H238ZM259 115V114H258ZM8 116V115H7ZM22 116V115H21ZM24 116V115H23ZM55 116H57V115H55ZM54 116V117H55ZM62 116V115H61ZM74 116V115H73ZM84 116H86L87 118H84V117H82V115L80 116L81 118H80V120H79V117H77L78 119V122H74V123H77L76 124V126L78 125V127H76V128H74L75 126H73V128L71 127V125H69V123L67 124V126H65V127H63L62 125V127L61 128H59L58 126L57 127H55V128H57V129H55L54 127H52V128H50V129H48L47 127H46V125H44L46 128H47V130L48 131H46V128L44 127V126H37V128H42V127H44L42 130H40V131H42V132H44V129H45V131L46 132H44V134H42V132L41 133H34V130L36 129V132H40L39 131V129L37 130V128H36V126L34 127L35 129H33V128H31L32 129V131H33V134L32 135H30L28 132H26L28 135H30V136H32L33 138H34V142L32 141L31 143L29 142V140L27 141V139H28V135L26 136V139H25V137H23V136H25L24 134H23V136H22V138L24 139V140H26V141H23V143H22V140H16V138H17V136L15 137L13 134V138L10 140L9 139V143H6V145L5 146H3V147H1L0 148V233H1V231H3L4 229H5V227H6V225H12L13 224V227L15 228V232H17V233H15V234H13L14 236L13 237H11L10 239L8 238V240H10L9 242H8V244H7V246L9 247V249L13 252V253H15V254H21V255H28V253L30 252H34V250L35 249H33V248H36L35 246L36 245H38V246H42L43 248H47V247H50V246H54V250L56 251L57 249L55 248V247H57L58 248V250H57V253L56 254H54V255H56V258L58 259V261H56V262H58V264H106L105 262H102L101 261V259H99L98 257H96V258H92V256L94 257V256H96V254L97 253H95V252H98V251H100L101 253H105L104 255L107 257L108 256V259H109V257L110 258H112V260H113V258H116L117 259V261L116 262H118V263H114V262H112L113 264H120L119 263V261L118 260H123V261H121V262H124V264H162V263H158V262H162L160 259V261H158V258H161L160 256L161 255H163L164 254V256L166 255V254H168V253H170L171 255L172 254H177L176 256L174 255H172L173 257H174V259H176L175 261H176V264H208L209 262H208V260H210L212 257L214 258V256L212 255V257L210 258L209 257V259L208 260H203L201 263H200V261H192V260H190V259H193L194 257H195V255H194V257H192V255L199 249L198 247H201L202 245H204V244H202V242H200L201 241V239L202 238H204V237H201L199 234H200V232H202V230L203 229H201V231H200V229H199V231L197 232V230H198V228L199 227H197V230H196V232L198 233L197 235H196V233H194V231H195V229H191L192 231H193V236H194V234L196 235L195 237H193L192 235H191V233H186V229H183V231H182V233H180V234H178V232L176 233L177 235H175V233H174V235H172V237H171V235H170V233H168V231H167V234L166 233H164V234H166V236H164L163 238H164V241H162V242H164V243H161L160 245H158V246H156V244L154 245V244H152V245H150V247H148V246H143L142 247V245H137L136 243H135V241H133L134 239H136L137 238V236H136V238L134 237V239H132L133 237L132 236H134V235H129V233L130 232H126L125 231V234H123L122 233V231H121V235H120V233H119V235L117 234V233H115L116 231L114 230V228H112V229H109V228H107L109 225H107V224H105V225H107V226H105L104 225V223H103V225L105 226V228L104 227H101L99 224H101L102 223V219L100 220V218H102V215L103 214H105V213H103V212H105L106 211V213H107V216H105V219L107 220L108 219V221H110L109 219H111V218H114L115 217V214L116 213H108V211H107V208H108V206H104V205H107V201H105V200H103V201H105V202H101V205L104 207V208H106V209H103L102 210V206L101 205H99V204H95V207L93 206V208H95V214L94 215H92L93 214V212H92V214L90 213V214H88V215H90V216H88V215H85L84 216V213H85V207L87 206L86 204H88V203H90V202H92L96 197H94V199L92 200V199H90V195H88V192L89 191H91V189L93 190L94 189V187H93V185H95V187H96V178H97V176L99 177L100 175H98V173H99V171H101L100 172V174L101 173H103V172H105V174H110L111 172L110 171H112V174H114V179H115V181L117 180H119L120 182H122L121 183V186L122 187H124L123 185H125L126 187H129L130 185H132L135 181L137 182V181H139V179H137L138 178V176H135V175H137L140 171L143 173V174H145L144 176L145 177H147V178H149V179H147L148 180V182H147V180H140V183H142V184H139L138 182H137V184H139V185H137V186H140V185H142V187H147V189L149 190L150 188H151V185L152 186H157V185H153V183L154 184H157V181H160V185H159V187H160V189H159V187L157 186V188L159 189V191H158V189H157V192H161V191H163V193L161 192L160 194H162V196H160V195H158L159 193H157V195L158 196H156L155 197V192H154V196L151 194V196H149L148 197V195H149V193H147L148 195H147V197H148V199L147 200H150L151 198L150 197H152V199L151 200H153V199H158V198H160V197H164L163 196V194L166 196H169L168 195V192L166 193H164V191L166 190V191H168V190H173L174 188L172 187V186H176V188H175V190H178L179 188H180V186L179 185H181L182 183H184V181H185V185L183 186L184 188H185V186H187V185H191V186H194V187H198L196 190H193L194 189V187H192V191H191V193L192 192H194V193H196L195 191H197L198 192V189L199 188H204V190L202 189L201 190V193L203 192V191H205V190H207L206 192L207 193H209L210 192V194H207V195H205V196H211L212 194H213V196H215V197H213V196H209V200H211L210 202V204H214V203H216V197L218 196V195H221L223 198H225L226 197V199L224 200V201H227V205H228V200L230 199L231 200V198L233 197L234 198V196H232L233 194L232 193H230V188H229V190H226V189H223V188H221V187H219L218 185H214L213 184V182H208V180L206 181V180H204V182H203V180H201L200 181V179L201 178H199V180H197L196 178L197 177H195V178H193L192 176H193V174L192 173H194V172H196V171H194L193 170V172L192 173H190V174H192V176H190L191 178H193V179H189V176L188 175H186V174H188V172L184 175V173H183V176H182V172H184L187 168H184L185 170L184 171H179V172H181V174H179V172L177 173L179 176H181V177H178V175H175L174 173L176 172H174V173H170V172H168L167 170H166V172L165 171H162L163 169H162V167H161V169L159 168V169H157V170H150V169H146L147 167H146V165L147 164H145L144 163V161H143V159L140 157V154L139 155H136L135 154V152L134 151H132L131 149V151H132V153H134L133 155H132V153H131V151L130 150H128V148H126L125 147V145H123L124 146V149H122L123 148V146L121 145L122 143H120V144H115V143H113V144H115V145H112V144H109V143H103V141H102V143H97V139H95L94 137H96V136H94V135H96L95 133L96 132H99V131H101L102 132V128H100L101 130H99V126H100V120L98 121L100 124H99V126L97 127V125H95V128H98V129H95L96 130V132L93 134V138L95 139H92V140H94L93 142L94 143H92V140H91V143H89L88 141V143L85 141V139H83L84 137L86 138V136L87 135H90L91 134V132H90V130H89V132H86V131H88V129H85L86 127H88V125H91L92 126V124H93V120H92V123H91V119L85 114ZM120 116V115H119ZM127 116H129L128 114H127ZM133 116V115H132ZM181 116V115H180ZM185 116V115H184ZM188 116V115H187ZM205 116V115H204ZM218 116V115H217ZM230 116V115H229ZM228 116V117H229ZM236 116V117H237ZM245 116H247V114L245 115ZM250 116V115H249ZM254 116V115H253ZM256 116V115H255ZM254 116V117H255ZM5 117V116H4ZM33 117V116H32ZM35 117V116H34ZM63 117H64V115H63ZM62 117V118H63ZM65 117H66V115H65ZM69 117V116H68ZM75 117V116H74ZM101 117H103V116H101ZM107 117H108V115H107ZM116 117V116H115ZM137 117V116H136ZM192 117V116H191ZM212 117V116H211ZM236 117H235V119H236ZM243 117V116H242ZM257 117H259V116H257ZM1 118V117H0ZM12 118V117H11ZM23 118V117H22ZM21 118V120H23V119H25V118H23L22 119ZM61 118V117H60ZM94 118V117H93ZM99 118V117H98ZM104 118V117H103ZM106 118V117H105ZM104 118V119H105ZM122 118V117H121ZM123 118H126V116H124ZM122 118V119H123ZM128 118V117H127ZM141 118V117H140ZM139 118V119H140ZM180 118V117H179ZM182 118V117H181ZM223 118V117H222ZM231 118V117H230ZM249 118V117H248ZM253 118V117H252ZM251 118V119H252ZM262 118V117H261ZM6 119L8 120V118L6 117ZM18 119V118H17ZM16 119V120H17ZM49 119L47 120V119H44L43 118V120H47V122H48V124H50L51 122H54L52 119V121H49ZM66 119V118H65ZM76 119V118H75ZM113 119V118H112ZM147 119V118H146ZM175 119H176V117H175ZM175 119H173L172 121H170L171 123H172V125H174V124H176V122L174 121ZM186 119V118H185ZM187 119H188V117H187ZM190 119V118H189ZM194 119V118H193ZM208 119V118H207ZM251 119H250V121H251ZM1 120V119H0ZM10 120H12V119H10ZM20 120V118L17 120L18 122H21V120ZM55 120V119H54ZM59 120V119H58ZM117 120V119H116ZM132 120V119H131ZM217 120V119H216ZM227 120V119H226ZM232 120V119H231ZM237 120V119H236ZM255 120V119H254ZM260 119H258V121H259ZM17 121H14V122H16L17 123ZM34 121V120H33ZM40 121V120H39ZM60 121V120H59ZM76 121V120H75ZM109 121V120H108ZM108 121H106L107 123H108ZM123 121V120H122ZM127 121H128V119H127ZM135 121V120H134ZM134 121H133V123H134ZM183 121V120H182ZM184 121H186V120H184ZM192 120H190V122H191ZM195 121V120H194ZM257 121V120H256ZM257 121V122H258ZM13 122V121H12ZM117 122V121H116ZM121 122V121H120ZM123 122H126V120L125 121H123ZM123 122H121L122 124H123ZM202 122V121H201ZM240 122V121H239ZM256 122V123H257ZM10 123V122H9ZM23 123V122H22ZM31 123H32V120H31ZM30 123V124H31ZM39 124L41 123V122H38ZM43 123H44V121H43ZM73 123V124H74ZM103 123V122H102ZM106 123V124H107ZM114 123V122H113ZM118 123V122H117ZM121 123H119V124H121ZM136 123V122H135ZM171 123H170V125H171ZM180 123V122H179ZM13 124V123H12ZM24 124V123H23ZM23 124H22V127H23ZM132 124V123H131ZM177 124H178V120H177ZM191 124V123H190ZM196 124V123H195ZM204 123H202V125H203ZM214 124V123H213ZM212 124V125H213ZM234 124V123H233ZM232 124V125H233ZM244 124H246V123H244ZM243 124V125H244ZM5 125V124H4ZM17 127H19L20 126V124H18L17 123ZM36 125V124H35ZM55 125H56V121H55ZM58 125H59V123H58ZM128 125V124H127ZM133 125V124H132ZM141 125V124H140ZM144 125V124H143ZM184 125V124H183ZM186 125V124H185ZM201 125V124H200ZM199 125V126H200ZM210 125V124H209ZM223 125V124H222ZM3 126V125H2ZM9 126V125H8ZM13 126V125H12ZM16 126V125H15ZM33 126H34V123H33ZM32 126V127H33ZM52 126H54V125H52ZM102 126V125H101ZM106 126V125H105ZM118 126V125H117ZM117 126H114V127H117ZM122 126V125H121ZM131 126V125H130ZM142 126V125H141ZM140 126V127H141ZM148 126V125H147ZM174 126H177V125H174ZM178 126H179V124H178ZM177 126V127H178ZM187 126V125H186ZM185 126V127H186ZM194 126V125H193ZM208 126V125H207ZM239 126V125H238ZM1 127V126H0ZM4 127V126H3ZM17 127H15V128H17ZM21 126L19 127V128H22ZM29 127V126H28ZM31 127V126H30ZM50 127H51V125H50ZM82 127H84V128H82ZM111 127H112V125H111ZM125 127V126H124ZM136 127V126H135ZM180 127V126H179ZM182 127V126H181ZM197 127V126H196ZM202 127V126H201ZM217 127V126H216ZM232 127V126H231ZM8 128V127H7ZM7 128H5L4 129V131L7 129ZM10 128V127H9ZM78 128H82V130L81 129H79V131H76L75 129H77L78 130ZM127 128V127H126ZM143 128H144V126H143ZM173 128H175V127H173ZM202 128H206L205 126L204 127H202ZM209 128H210V126H209ZM215 128V127H214ZM218 128V127H217ZM224 128V127H223ZM222 128V129H223ZM13 129V128H12ZM18 129V128H17ZM17 129H14V130H17ZM85 129V131H83ZM90 129V128H89ZM117 129V128H116ZM129 129V128H128ZM140 129V128H139ZM150 129V128H149ZM182 129V128H181ZM212 129V128H211ZM236 129V128H235ZM10 130V129H9ZM54 130V131H53ZM92 130V129H91ZM94 129L92 130V131H95ZM104 130V129H103ZM133 130V129H132ZM138 130V129H137ZM143 130V129H142ZM161 130H163V129H161ZM160 130V131H161ZM177 130H178V128H177ZM176 130V131H177ZM180 130V129H179ZM189 130V129H188ZM192 130V129H191ZM204 130V129H203ZM206 130H208V129H206ZM214 130V129H213ZM217 130V129H216ZM244 130V129H243ZM8 131V130H7ZM12 132H13V130H11ZM10 131V132H11ZM20 131V130H19ZM23 131V130H22ZM49 131H51V132H49ZM115 131V130H114ZM129 131V130H128ZM140 131V130H139ZM148 131V130H147ZM155 131V130H154ZM153 131V132H154ZM219 131V130H218ZM231 131V130H230ZM240 131V130H239ZM247 131V130H246ZM3 132V131H2ZM1 132V133H2ZM14 132H16V131H14ZM24 132V131H23ZM22 132V133H23ZM106 132V131H105ZM157 132V131H156ZM194 132V131H193ZM192 132V133H193ZM231 132H233V131H231ZM242 132V131H241ZM256 132V131H255ZM5 133V132H4ZM8 133V132H7ZM21 133V132H20ZM30 133H32V132H30ZM85 133V134H87L86 136H81V135H83V134ZM103 133H104V131H103ZM107 133V132H106ZM142 133V132H141ZM140 133V134H141ZM165 133V132H164ZM164 133H162L163 134V136H164ZM172 132H170V134H171ZM175 133V132H174ZM191 133V132H190ZM205 133V132H204ZM211 133V132H210ZM214 133V132H213ZM235 133V132H234ZM240 133V132H239ZM11 134V133H10ZM98 134V133H97ZM102 134V133H101ZM100 134V135H101ZM114 134V133H113ZM125 134V133H124ZM123 133H120L119 135H121V136H123L124 137V139H127V140H129L130 138H131V136L132 135H130V137H129V134H125L124 135ZM158 134H160V133H158ZM170 134H168V135H170ZM225 134V133H224ZM99 135V134H98ZM103 135V134H102ZM115 135H117V134H115ZM118 135V136H119ZM134 135V134H133ZM136 135V134H135ZM149 135V134H148ZM154 135V134H153ZM166 136H168L167 135V133L165 134ZM176 135V134H175ZM175 135H172L173 137L175 136ZM212 135V134H211ZM214 135V134H213ZM212 135V136H213ZM216 135V134H215ZM235 135H236V133H235ZM242 135H243V133H242ZM247 135V134H246ZM11 136V135H10ZM19 136V135H18ZM156 136V135H155ZM172 136H169L168 138L169 139H167V140H170L169 142H171L172 140H174V139H172L171 140V138H172ZM190 136H191V134H190ZM199 136V135H198ZM227 136V135H226ZM226 136H224V137H226ZM233 136V135H232ZM240 136V135H239ZM20 137V139H21V136H19ZM81 137H83L82 139V141H81ZM90 137H91V135H90ZM103 137H104V135H103ZM102 137V138H103ZM106 137V136H105ZM114 137H116L117 138V136H114ZM150 137V136H149ZM202 137V136H201ZM206 137V136H205ZM210 137V136H209ZM229 137V136H228ZM231 137V136H230ZM229 137V138H230ZM7 138H10V137H7ZM33 138H31V139H33ZM97 138V137H96ZM119 138H121L122 139V137H120L119 136ZM151 138V137H150ZM165 138V137H164ZM177 138V137H176ZM241 138V137H240ZM29 139H30V137H29ZM91 139V138H90ZM99 139V138H98ZM108 139H110V138H108ZM123 139V140H124ZM154 139H155V137H154ZM204 139V138H203ZM219 139V138H218ZM220 139H223V138H220ZM219 139V140H220ZM234 139V138H233ZM247 139V138H246ZM104 140V139H103ZM107 140V139H106ZM120 140V139H119ZM131 140V142H132V140H133V138L132 139H130ZM129 140V141H130ZM138 140V139H137ZM136 140V141H137ZM152 140V139H151ZM156 140H157V138H156ZM162 140V139H161ZM166 139H164V140H162V141H165ZM229 140V139H228ZM235 140V139H234ZM248 140V139H247ZM31 141V140H30ZM96 141V142H95ZM122 141V140H121ZM155 141V140H154ZM175 141H176V139H175ZM175 141H173V142H175ZM186 141V140H185ZM184 141V142H185ZM223 141H225V139H223ZM222 141V142H223ZM241 141V140H240ZM239 141V142H240ZM245 141V140H244ZM5 142V141H4ZM3 142V143H4ZM26 142V143H25ZM28 142V143H27ZM86 142V143H85ZM105 142V141H104ZM123 142V141H122ZM159 142V141H158ZM173 142H171V143H162V144H164V146L162 145V144H160V146H161V148H163V147H169V148H171V149H169L168 150V152H167V154H172V156L174 157L175 155L177 156L178 154L181 156L182 154H183V157L184 156H186V155H188L186 152H191V151H189V150H191V147H190V145L189 144H184V143H177V142H175V143H173ZM188 142V141H187ZM230 142V141H229ZM232 142V141H231ZM246 142V141H245ZM254 142V141H253ZM156 143V142H155ZM124 144V143H123ZM125 144H127V143H125ZM133 144H136V145H138L137 146V148H136V150L137 149H139L140 148V150L142 151L144 148L146 149V143L145 144H143V143H133ZM158 144V145H159ZM208 144V143H207ZM4 145V144H3ZM131 145H132V143H131ZM148 145V144H147ZM173 145H174V147H173ZM189 145V146H188ZM133 146H135V145H133ZM148 146H150V145H148ZM157 146V145H156ZM156 146H154V147H156ZM195 146V145H194ZM209 146V145H208ZM130 148H133V147H131V146H129ZM139 147V148H138ZM153 146H151V148H152ZM153 147V148H154ZM183 147V148H182ZM188 147H190V148H188ZM126 148V149H125ZM160 147H158V149H159ZM172 148H174V151L172 150ZM186 148H188V149H186ZM100 149H101V151L103 150V153H102V155L100 154H97V152L98 153H100L99 151H100ZM134 149V148H133ZM157 149V150H158ZM193 149V148H192ZM196 149V148H195ZM99 150V151H98ZM127 151V153H126V151ZM139 150V151H140ZM149 150V149H148ZM147 149H146V151H148ZM156 150V151H157ZM164 150V149H163ZM167 150V149H166ZM188 150V151H187ZM197 150V149H196ZM226 150V149H225ZM130 151V153H128ZM141 151H140V153H141ZM151 151H153V150H151ZM150 151V152H151ZM161 151H162V149H161ZM201 151V150H200ZM199 151V152H200ZM227 151V150H226ZM154 152V151H153ZM178 152V153H177ZM181 154H180V153ZM194 152H196V151H194ZM202 153H204L203 151H201ZM222 152V151H221ZM87 153H89V154H87ZM139 153V152H138ZM158 153H161L160 152V149H159V152ZM164 152H162V154H163ZM177 153V154H176ZM191 153H193V151L191 152ZM197 153V152H196ZM97 154V156H98V160L96 159V161L98 162H96L97 164L96 165H100L99 167H100V169L99 168H97V170H99L97 173L95 172H93L94 173V178L92 177V179L90 180V177L89 176H87L88 174H86V173H89V172H87L86 170L88 169V171H91V170H89V168H87L88 166V164L87 163H85L84 162V159H88V158H86V156H88V157H90V155H91V157H93V155L95 156ZM146 154V153H145ZM165 154V153H164ZM201 154V153H200ZM205 154V153H204ZM212 154V153H211ZM135 155V156H134ZM213 155V154H212ZM85 158H84V157ZM96 156V157H97ZM142 156V155H141ZM144 156V155H143ZM163 156V155H162ZM165 156H166V154H165ZM201 156V155H200ZM199 156V157H200ZM209 156V155H208ZM207 156V157H208ZM211 156V155H210ZM84 159H83V158ZM91 157H90V159H91ZM168 157V159L170 158L169 156H167ZM166 157V158H167ZM182 157V158H183ZM188 156H186V158H187ZM195 157V156H194ZM197 158H198V156H196ZM202 157H204L203 156V154H202ZM201 157V158H202ZM205 157H206V155H205ZM206 157V158H207ZM214 157V156H213ZM235 157V156H234ZM113 159L112 161L114 162V163H116L115 164V166H109L110 164H111V160H109V159ZM165 158V159H166ZM172 158V157H171ZM179 158V157H178ZM181 158V157H180ZM185 158V157H184ZM215 158V157H214ZM222 158V157H221ZM220 158V159H221ZM83 159V160H82ZM104 159H106V160H104ZM168 159H167V161H168ZM189 158H187L186 160L187 161H189L188 160ZM199 159V158H198ZM203 159V158H202ZM207 159H209V158H207ZM206 159V160H207ZM84 162V164L87 166V167H83V165L82 164H79V163H81L82 161ZM89 160V159H88ZM109 160V161H108ZM174 160V159H173ZM176 160V159H175ZM184 160V159H183ZM192 160H194V159H192ZM224 160V159H223ZM222 160V161H223ZM235 160V159H234ZM94 160L92 159V162H93ZM100 161H102V163H100ZM162 161V160H161ZM165 161V160H164ZM166 161V162H167ZM179 160H177V161H175V163L176 162H178ZM207 161H209V160H207ZM212 161H214V160H212ZM218 160H216V162H217ZM219 161H221V160H219ZM67 162H69L70 163V165H71V163L75 166V169H74V171L73 170H70V172H67L68 170L67 169H70V167L71 168H74L73 167V165H69V163H67ZM82 162V163H83ZM90 163H91V161H89ZM95 162V161H94ZM107 162V163H106ZM110 164H109V163ZM146 162V161H145ZM226 162H228V161H226ZM47 163H49V165H50V167H49V165H46ZM171 163V162H170ZM169 163V164H170ZM172 163H173V161H172ZM179 163V162H178ZM183 163V162H182ZM187 162L185 161V164H186ZM190 163V162H189ZM188 163V164H189ZM220 163V162H219ZM93 164V163H92ZM113 164V163H112ZM191 164V163H190ZM227 164H231V162H229V163H227ZM53 165V166H52ZM94 166H95V164H93ZM114 165V164H113ZM161 165V164H160ZM166 165V164H165ZM196 165V164H195ZM210 165H213V163L211 164L210 163ZM217 165H220V164H217ZM222 165V164H221ZM220 165V166H221ZM225 165V164H224ZM45 166H48L49 168H50V170L52 169V170H56L55 168L57 167V170H59V169H63V171L64 170H67L66 172V174H68V175H66L67 177H68V179H69V177H70V179L71 180H73L74 182H72V181H70V182H72V183H74L73 185H74V189L71 187V189H73L72 191H70V190H67L66 189V186H65V184L66 185H68V182H66L65 184H64V186H63V188H65V190H67V191H65V190H63L62 188V190H63V195L61 194V195H58V193H57V189H59L60 188V186H57L58 188H55L56 186V184L58 183H56V180H55V187L54 186H52L51 187V185H50V183L52 184V182H51V179L52 178H50V180H48L49 178H48V175L49 176H51V174H52V170L50 171V170H46V171H48V174L47 173H45L46 171H45ZM51 166H52V168H51ZM81 166V167H80ZM167 166V165H166ZM171 166V165H170ZM176 166H177V164H176ZM194 166V165H193ZM200 166V165H199ZM208 167H209V165H207ZM223 166V165H222ZM221 166V167H222ZM230 166H232V165H230ZM53 167H54V169H53ZM67 167H69V168H67ZM89 167H91V166H89ZM93 167V166H92ZM97 167V166H96ZM123 167V168H122ZM126 167H129V170H128V168L126 169ZM160 167V166H159ZM179 167V166H178ZM178 167H176V168H178ZM211 167V166H210ZM215 167H216V165H215ZM221 167H217V168H219L218 170L220 171V168ZM226 167V166H225ZM48 168V169H49ZM66 168V169H65ZM130 168L132 169V170H134L135 171V175H134V177H136V178H134L133 177V173H134V171H132V172H128V171H130ZM189 168H191V167H189ZM198 168V167H197ZM224 168V167H223ZM223 168H221V170L223 169ZM227 168V167H226ZM234 168V167H233ZM126 169V171H124ZM165 169V168H164ZM204 169H206V167L204 168ZM228 169V168H227ZM230 169V168H229ZM231 169H232V167H231ZM251 169H252V167H251ZM254 169L256 170V168H255V166H254ZM261 169H263V168H261ZM56 170V172H58ZM136 170L138 171V173L136 172ZM189 170V169H188ZM187 170V171H188ZM198 170V169H197ZM200 170H201V168H200ZM207 170H210L209 168L207 169ZM223 170H226V169H223ZM222 170V171H223ZM234 170H235V168H234ZM45 171V172H44ZM54 171H53V174L55 175V173H54ZM94 171V170H93ZM192 171V170H191ZM204 171V170H203ZM202 171V172H203ZM230 172H231V170H229ZM259 171V170H258ZM51 172V173H50ZM92 172V171H91ZM90 172V173H91ZM226 171H224V173H225ZM228 172V171H227ZM240 172H243V171H240ZM245 172V171H244ZM61 173H63V172H61ZM64 173H65V171H64ZM90 173H89V175H90ZM142 173H140V175H143ZM205 173H209V171L208 172H206L205 171ZM216 173V172H215ZM238 175H240L238 172H236ZM258 173H260V172H258ZM264 173V172H263ZM52 174V175H53ZM104 174V173H103ZM102 174V175H103ZM111 174V175H112ZM212 174V173H211ZM245 174V173H244ZM244 174H242V176L244 175ZM256 174V173H255ZM61 175V174H60ZM64 175V174H63ZM62 175V176H63ZM101 175V176H102ZM111 175H109V176H111ZM201 175V174H200ZM210 175V174H209ZM220 175V174H219ZM221 175H223V173L221 174ZM228 175V174H227ZM234 175H236V174H234ZM237 175V176H238ZM248 175H249V173H248ZM251 175V174H250ZM100 176V177H101ZM107 176V175H106ZM113 176V175H112ZM201 176H203V174L201 175ZM205 176V175H204ZM214 176H215V174H214ZM217 176H218V173H217ZM216 176V177H217ZM228 176H230V175H228ZM236 176V177H237ZM241 176V177H242ZM52 177V176H51ZM66 177V178H67ZM96 177V178H95ZM211 177V176H210ZM219 177V176H218ZM225 177V176H224ZM241 177H240V179H241ZM245 177H246V175H245ZM248 177V176H247ZM255 177H257V176H255ZM63 178H64V176H63ZM180 178V179H179ZM206 178H207V176H206ZM239 178V177H238ZM261 178L262 179H264V177H262L261 176ZM59 179V178H58ZM62 179V178H61ZM100 179V178H99ZM104 179V178H103ZM108 179V178H107ZM113 179V178H112ZM112 179H110V180H112ZM203 179V178H202ZM210 179V178H209ZM219 179V178H218ZM262 179H261V181H262ZM106 180V179H105ZM181 180H183L181 183L180 182H178V181H181ZM216 180V179H215ZM222 180V179H221ZM224 180V179H223ZM246 180V179H245ZM248 180V179H247ZM247 180H246V182H247ZM253 180H254V178H253ZM259 180V179H258ZM95 181V182H94ZM108 181V180H107ZM114 181V180H113ZM118 181V182H119ZM156 181V182H155ZM206 181V182H205ZM211 181V180H210ZM213 181V180H212ZM230 181V180H229ZM243 181H244V179H243ZM54 182V181H53ZM61 182H62V180H61ZM60 182V183H61ZM69 182V183H70ZM103 182V181H102ZM109 182H111V181H109ZM123 182H124V184H123ZM135 182V183H136ZM152 182V184L150 185V183ZM186 182H187V184H186ZM221 182V181H220ZM241 182V181H240ZM249 182V181H248ZM258 182V181H257ZM260 182V181H259ZM258 182V183H259ZM60 183H59V185H60ZM72 183H70V184H72ZM106 183V182H105ZM116 183V182H115ZM149 183V184H148ZM176 183H179V185H176ZM210 183H212V184H210ZM222 183H225V181H222ZM262 183V182H261ZM112 184V183H111ZM117 185H118V183H116ZM148 184V185H147ZM10 185H12L11 187H13V186H15V187H17V189L19 190V188L21 189V190H23V192L25 191V193H27V196H31V197H29L30 198V200L28 199V201H26V202H28L29 203V201H31L29 204H31V203H33V205H31V207L32 206H34V202H32V201H35V200H31V199H33V198H36L37 200V202L35 201V203H36V206H38L37 208L38 209H34V210H31V209H29V208H27V207H29L30 205L28 204V206H27V204L25 205V203H24V201L25 200H27L25 197H26V195L25 194H23V192H21V194L20 195H22L23 194V196H24V198L23 199H25L24 201H23V199H22V197H21V199H20V197H19V199H18V201H16V199L14 198V196H15V194L14 193H12V191L14 190L13 188V190L11 191V189L10 188H8V187H10ZM72 185V186H73ZM76 185V186H75ZM100 185V184H99ZM104 185V184H103ZM113 185V184H112ZM117 185H114L115 186V188L117 189V188H119L120 187V184H119V186H117ZM135 185V184H134ZM223 185V184H222ZM226 185V184H225ZM236 185V184H235ZM243 185H244V183H243ZM249 185H251L252 186V184H249ZM69 186V185H68ZM89 186H90V189H89ZM109 186H110V183H109ZM109 186L107 187V189L109 188ZM136 186V185H135ZM181 186V187H182ZM215 186V187H214ZM217 186V187H216ZM237 186H239V185H237ZM236 186V187H237ZM245 186V185H244ZM55 188V189H52V188ZM97 187H98V184H97ZM96 187V188H97ZM105 187V186H104ZM134 187V186H133ZM178 187V188H177ZM227 187V186H226ZM242 187V186H241ZM45 188H47V189H45ZM76 188V189H75ZM87 188L89 189L88 191H87ZM95 188V189H96ZM106 188V187H105ZM104 188V189H105ZM112 188V187H111ZM114 188V187H113ZM121 188V187H120ZM161 188H162V190H161ZM171 188H173V189H171ZM187 188H189V186H187L186 187V189H183V188H181V190H187ZM216 188V189H215ZM234 188V187H233ZM238 188V187H237ZM244 188V187H243ZM248 188V187H247ZM255 188V187H254ZM258 188V187H257ZM95 189L93 190V191H95ZM98 190H99V188H97ZM96 189V190H97ZM103 189V188H102ZM106 189V190H107ZM128 189V188H127ZM138 189H139V187H138ZM144 189V188H143ZM154 189H155V187H154ZM189 189H191V187L189 188ZM239 189V188H238ZM237 189V190H238ZM241 189V188H240ZM16 190V189H15ZM48 190V191H47ZM61 190V191H62ZM106 190L104 191V192H106ZM109 190V189H108ZM115 190V189H114ZM120 190V189H119ZM129 190V189H128ZM139 190H142V189H139ZM145 190V189H144ZM153 190V189H152ZM152 190H150V192L152 191ZM161 190V191H160ZM175 190H173L174 192H178V191H180V190H178V191H175ZM249 190V189H248ZM251 190H253V188L251 187ZM260 190V189H259ZM51 191H53V192H51ZM61 191H60V193H61ZM93 191L91 192V193H93ZM117 191V190H116ZM122 191V190H121ZM154 191V190H153ZM155 191H156V189H155ZM232 191V190H231ZM258 191V190H257ZM264 191V190H263ZM87 192V193H86ZM109 192V191H108ZM111 192V191H110ZM123 192V191H122ZM183 192H185V191H183ZM200 192V191H199ZM206 192H203V193H205L206 194ZM239 192V191H238ZM253 192H255V191H253ZM16 193V192H15ZM17 193H18V191H17ZM16 193V194H17ZM19 193H20V190H19ZM56 193H57V195L58 196H62V197H56ZM59 193V194H60ZM107 193V192H106ZM125 193V192H124ZM136 193V192H135ZM133 194V195H136V194H139L140 195V193L141 192H137L136 194ZM143 193V192H142ZM171 193V192H170ZM181 194H182V192H180ZM187 193V192H186ZM243 193V192H242ZM14 194V195H13ZM29 194V195H28ZM94 194H95V192H94ZM117 194V193H116ZM127 194V193H126ZM172 194H175V193H171V195ZM179 193H177V195H178ZM184 194V193H183ZM190 194V193H189ZM200 194V193H199ZM198 194V195H199ZM231 194V195H230ZM257 194V193H256ZM18 195V194H17ZM16 195V196H17ZM32 195L34 196L33 198H32ZM35 195H36V197H35ZM37 195H38V197H37ZM130 195H131V192H130ZM177 195L175 194V196L174 197H177ZM197 195V197H198V199H196V201L197 200H201V201H204V198H203V196L204 195H202L201 196V198H199L200 197V195L198 196ZM229 195V197L231 196V198H229L228 200H227V196ZM235 195V194H234ZM251 195H253V194H251ZM250 195V196H251ZM15 196V197H16ZM116 196V195H115ZM121 196V195H120ZM137 196V195H136ZM173 196V195H172ZM188 195H186V197H187ZM204 196V197H205ZM247 196H248V194H247ZM111 197V196H110ZM125 197V196H124ZM128 197H129V195H128ZM127 197V198H128ZM133 197H135V196H133ZM140 197V196H139ZM155 197V198H154ZM171 197V196H170ZM181 197L182 198H185V196L183 195H181L180 196V199H181ZM192 198L193 197H195V196H191ZM222 197H221V199H222ZM237 197V196H236ZM255 197V196H254ZM258 197V196H257ZM5 198L7 199H9V201H5ZM28 198V197H27ZM60 198V199H59ZM92 198V197H91ZM120 198V197H119ZM127 198H125L126 199V202L125 201H120L121 202V204H119V206L121 205V207H123L124 205H126V206H124L123 208H121L122 210L123 209H125L128 205L130 206V204L129 203H127ZM132 198V197H131ZM136 198V197H135ZM138 198V197H137ZM150 198V199H149ZM165 198V197H164ZM164 198H162V200H164V202H165V199ZM167 198V197H166ZM173 198V197H172ZM211 198H214L215 199V201H214V203L212 202L214 199H211ZM88 199L90 200L89 202H88ZM118 198H116V200H117ZM124 199V198H123ZM124 199V200H125ZM129 199V198H128ZM170 199V198H169ZM178 199V198H177ZM188 200H192V199H189V198H187ZM195 199V198H194ZM193 199V200H194ZM203 199V200H202ZM217 199H219L218 201H217V203L220 201H222V200H220V197H217ZM237 200H239V202L241 203V204H244V206L245 205H247L248 206V203H249V201H251L252 199H251V197H250V200L248 199V197H243V198H241L240 197V195H239V197L238 198H236ZM257 199V198H256ZM262 199H263V197H262ZM262 199H260V200H262ZM22 200V201H21ZM132 200H134L133 198H132ZM132 200L130 199V200H128V202L130 201V203L132 202ZM159 200H161V198L159 199ZM167 200V199H166ZM176 200V199H175ZM174 200V201H175ZM207 200V199H206ZM206 200L204 201V202H206ZM209 200H207V201H209ZM234 200V199H233ZM237 200H235V201H237ZM5 203H4V202ZM97 201H99V199L97 200ZM110 201V200H109ZM156 201H158V200H156ZM173 201V200H172ZM177 201V200H176ZM184 201H186V200H184ZM200 201V202H201ZM233 202L234 204L236 203V202ZM248 203H247V202ZM257 202H255V203H253L252 204V202H250L251 204H249V206H252L253 208V210H254V207L255 206H257V207H261L262 209H259L258 211H261V210H263V212H264V208H263V206H262V204H264V202L263 201H259V200H256ZM259 201V202H258ZM88 202V203H87ZM145 202V201H144ZM148 202V201H147ZM152 202V201H151ZM150 202V203H151ZM154 202H155V200L153 201V204H154ZM162 202V201H161ZM189 202V201H188ZM244 202H246V203H244ZM263 202V203H262ZM4 203V204H3ZM94 203V201L92 202V204ZM98 203V202H97ZM127 203V204H126ZM149 203V202H148ZM158 203V202H157ZM175 204V202H172V204ZM179 203V202H178ZM195 203V202H194ZM224 203V202H223ZM239 203V204H240ZM259 203V204H258ZM260 203H262V204H260ZM3 204V205H2ZM54 204H57L58 206H61L60 208H62V209H60L61 211H62V217L60 218V219H58L57 218V220L55 219V217H56V212H57V205H56V208L57 209H55V206H52L53 207V209H55V210H51L50 211V209L52 208V207H50V209H49V213L50 212H54L53 214H49L48 213V215H52V216H55L54 217V220H52V219H50V220H52V221H50V222H47L45 219V221H42V218H39V217H41L42 215H40V214H37V213H41V212H43L42 211V209H44V208H46V210L48 209V207L49 206H51V205H54ZM116 204H118V203H115V204H113V205H116ZM145 204V203H144ZM152 204V205H153ZM162 204V203H161ZM174 204H173V206H174ZM203 203H201V205H199L198 203H197V205H199V207L200 206H203L204 205V207L205 206H207V205H205V204H208V202L207 203H205V204H203ZM210 204H208V205H210ZM232 203H231V201H230V203H229V205H231ZM233 204V205H234ZM240 204V205H241ZM88 205H91V204H88ZM98 205L101 207V208H99L98 207ZM158 205V204H157ZM166 204H164V206H165ZM171 205V204H170ZM222 205H225V204H222ZM233 205H232V207H233ZM236 205H237V203H236ZM239 205V206H240ZM2 206V207H1ZM111 205H109V207H110ZM128 206V207H129ZM144 205L142 204V207H143ZM162 206H163V204H162ZM182 206V205H181ZM184 206V205H183ZM194 206L196 207V205L194 204ZM194 206H192V207H194ZM211 207L213 206V205H210ZM210 206H208V207H210ZM220 206V205H219ZM235 206V205H234ZM242 206V205H241ZM248 206V207H249ZM97 207V208H96ZM116 207V206H115ZM170 207V206H169ZM177 207V206H176ZM180 207V206H179ZM179 207H177V208H179ZM184 207H186V206H184ZM204 207H202V208H204ZM210 207V209H212ZM216 207H218V205L216 206ZM223 207V206H222ZM225 207V206H224ZM238 207V206H237ZM35 208V207H34ZM91 208H92V205H91ZM114 208V207H113ZM118 208V207H117ZM120 208V207H119ZM119 208L117 209V210H119ZM141 208V207H140ZM168 208V207H167ZM167 208H165V210L167 209ZM171 208V207H170ZM187 208H189V209H191L190 207H187ZM201 208V207H200ZM220 208V207H219ZM238 208H240V207H238ZM237 208V209H238ZM97 209V210H96ZM100 209V210H99ZM129 209V208H128ZM131 209V208H130ZM148 209V208H147ZM152 209V211H153V208H151ZM193 209V208H192ZM208 209V208H207ZM224 209H226V208H224ZM223 208H222V210H224ZM230 209V208H229ZM228 209V210H229ZM243 209H245L246 210V206H245V208H243ZM249 209V208H248ZM247 209V210H248ZM252 209H251V212H252ZM258 209V208H257ZM38 210H39V212H38ZM105 210V211H104ZM111 210V209H110ZM115 209H113V211H114ZM121 210V211H122ZM173 210V209H172ZM172 210H170V211H172ZM175 210V209H174ZM173 210V211H174ZM177 211H178V209H176ZM175 210V211H176ZM188 210V209H187ZM198 210V209H197ZM201 211H202V209H200ZM205 210V209H204ZM218 210V209H217ZM220 210V209H219ZM218 210V211H219ZM228 210L226 211V212H228ZM239 210V209H238ZM242 210V209H241ZM250 210V209H249ZM256 210V209H255ZM59 211V210H58ZM127 211V210H126ZM150 211V210H149ZM169 211V212H170ZM173 211H172V213H169L168 215H167V219L165 218V220L163 221V222H165V223H167V225L165 224V225H162V226H168L169 224H173V223H175V222H177L178 221V218H177V216L173 213ZM174 211V212H175ZM182 210H180L179 212V215L178 216H180V214L182 213L181 212ZM184 211V210H183ZM186 211V210H185ZM201 211H199L200 213H201ZM212 211V210H211ZM215 211H216V209L214 210V213H215ZM221 211V210H220ZM235 211V210H234ZM237 211V210H236ZM235 211V212H236ZM257 211V210H256ZM22 212H23V214H22ZM48 212V211H47ZM90 212H91V210H90ZM167 212V211H166ZM193 212H194V210H193ZM193 212H191V213H193ZM205 212V211H204ZM210 212V211H209ZM208 212V213H209ZM225 212V213H226ZM246 212V211H245ZM254 212V211H253ZM46 213V212H45ZM44 213V214H45ZM131 212L129 211V214H130ZM150 213V212H149ZM197 213V212H196ZM222 213H224V211L222 212ZM258 213V212H257ZM260 213V212H259ZM120 214V213H119ZM127 214H128V211H127ZM154 214V213H153ZM156 214V213H155ZM184 214V213H183ZM182 214V215H183ZM186 214H188V213H186ZM186 214H185V216H186ZM190 214V213H189ZM188 214V215H189ZM201 214H203V215H205L204 213H201ZM201 214H199V216L201 215ZM212 214V213H211ZM210 214V215H211ZM220 214V213H219ZM227 214V213H226ZM235 213H233V215H234ZM241 214V213H240ZM252 214V213H251ZM261 214H262V211H261ZM48 215H46L47 217H48ZM61 216V213L59 212V214H58V216ZM99 215H101L100 217H99V219H97V220H100V223L98 222L97 224L100 226H98L99 228H101V230L100 231H104V232H106V233H109V235H104V233L103 234H100V236H96V237H98L99 239L97 240L96 238H94V239H96L95 241H94V243H91V242H93V241H91V242H89V239L88 240H86V239H84V237H81L80 239H82L83 238V240H81L82 242H84V240L86 241V242H84V244L85 243H87V245H90V247L92 246L93 248H95V250H98V251H95V252H93L92 251V248H90V250L88 249L89 248V246L88 247H86V244H85V247H83V243L81 244V243H79L80 244V246H79V249H81V250H79L78 249V247L76 248L75 247V245H74V243H76V241L73 243H71V244H69V243H67V244H69V246H64V244H62L61 245V243H60V245L61 246H55V243H56V241H57V239H59V238H61L60 236H61V234L63 233V235H64V233H66V231L64 232V229H63V231H60V228L59 227H61L62 225H63V223H64V227L66 226H68L67 224H70L69 222L66 224L65 222L66 221H70L71 223H75V221L73 222V220H77L78 222H80L81 223V221L82 220H84V224H83V226L84 227H82V228H84V230H86V231H88V233L89 232H91L92 233V235L94 236V234L95 233H93V232H95V231H93V229L97 226V225H95V223H96V218L99 216ZM106 215V214H105ZM148 215V214H147ZM149 215H151V214H149ZM188 215L186 216V218L188 217ZM191 215V214H190ZM195 215H197V214H195ZM228 215V214H227ZM260 215V214H259ZM263 215H264V213L262 214V219H263ZM57 216V217H58ZM59 216V217H60ZM104 216V215H103ZM126 216H128V215H126ZM155 216V215H154ZM157 216V215H156ZM159 216V215H158ZM184 216V215H183ZM208 216V215H207ZM217 216H219V215H217ZM224 216V215H223ZM226 216V215H225ZM244 216V215H243ZM242 216V217H243ZM247 216V215H246ZM253 216V215H252ZM255 216V215H254ZM257 216H258V214H257ZM256 216V217H257ZM86 217V218H85ZM164 217H165V215H164ZM192 217V216H191ZM193 217H194V215H193ZM201 217H203V216H201ZM201 217H199L200 219H201ZM213 217V216H212ZM227 218H228V216H226ZM232 217V216H231ZM258 217H261V216H258ZM257 217V218H258ZM45 218V217H44ZM85 218V219H84ZM153 218V217H152ZM172 218V219H171ZM174 218H177V219H174ZM180 218V217H179ZM195 218V217H194ZM198 218V220H200ZM208 218V217H207ZM215 218H216V215H215ZM234 218V217H233ZM244 218H245V216H244ZM46 219H48V218H46ZM64 219V220H63ZM105 219H103V222H107V221H104ZM154 219V218H153ZM188 219V218H187ZM186 219V220H187ZM204 219V218H203ZM203 219H202V221H203ZM231 219V218H230ZM236 219V218H235ZM238 219V218H237ZM252 219V218H251ZM261 218H259L258 220H260ZM129 220V219H128ZM132 220H133V218H132ZM135 220V219H134ZM159 220V219H158ZM163 220V219H162ZM170 220H173V221H171L170 222ZM175 220H177V221H175ZM182 220V219H181ZM183 220H185V219H183ZM182 220V221H183ZM185 220V221H186ZM192 220V219H191ZM214 220V219H213ZM212 220V221H213ZM243 219H241V221H242ZM248 220V219H247ZM264 220V219H263ZM49 221V220H48ZM64 221V222H63ZM116 221V220H115ZM182 221H180V224H182L181 226H179V232H180V227H184L183 226V224L185 225V228H188L189 227V225L191 224H194V223H191V222H189L190 221V219H189V221H187L188 222V227H187V224H185V222H183V223H181ZM201 220L199 221V223H200V225H201V222H202ZM232 221H233V219H232ZM253 221H256V219L255 220H253ZM61 222H63L62 223V225H61ZM78 222H77V224H78ZM112 222V221H111ZM113 222H114V220H113ZM131 222V221H130ZM154 222V221H153ZM193 222V221H192ZM206 222V221H205ZM217 222H218V220H217ZM224 222V221H223ZM222 222V223H223ZM238 222V221H237ZM245 222V221H244ZM120 223V222H119ZM178 224L177 225H179V222H177ZM196 223V222H195ZM203 223V222H202ZM214 223V222H213ZM213 223H212V225H213ZM226 223H228V221H227V219H226ZM248 223V222H247ZM66 224V225H65ZM112 224V223H111ZM159 224V223H158ZM206 223H204V225H205ZM218 224V223H217ZM220 224V223H219ZM224 225H225V223H223ZM244 224H246V223H243V225ZM61 225V226H60ZM75 225H76V223H75ZM95 225V227H93ZM102 225V224H101ZM170 225V226H171ZM191 225H190V227H191ZM197 224H194V226H196ZM199 225V224H198ZM199 225V226H200ZM242 225V224H241ZM260 225H263L264 226V222L261 224V222H260ZM70 226V225H69ZM79 226V224L77 225V230H78V228H80V226ZM169 226V227H170ZM173 226V225H172ZM171 226V227H172ZM262 226V227H263ZM63 227V228H64ZM72 227V226H71ZM70 227V228H71ZM98 227H97V229H98ZM110 227V226H109ZM132 227V226H131ZM154 227V226H153ZM152 227V228H153ZM159 227V226H158ZM170 227V228H171ZM200 227H202V226H200ZM206 227V226H205ZM224 227V226H223ZM238 227V226H237ZM253 227V226H252ZM74 228V227H73ZM104 228V230H102ZM196 228V227H195ZM209 228V227H208ZM250 228V227H249ZM259 228H261V227H259ZM259 228H257V229H259ZM22 229H25V231L24 232H19L20 230H22ZM62 229V228H61ZM107 229V231H105ZM164 229V228H163ZM172 229H173V227H172ZM178 229V228H177ZM176 229V230H177ZM189 230H190V228H188ZM207 229V228H206ZM224 229V228H223ZM227 229V228H226ZM264 229V228H263ZM66 230V229H65ZM74 230V229H73ZM80 230V229H79ZM78 230V231H79ZM82 230V229H81ZM80 230V231H81ZM84 230H82V231H84ZM96 230V229H95ZM162 230V229H161ZM165 230V229H164ZM163 230V231H164ZM168 230V229H167ZM189 230H187V232H189ZM219 230H221V229H219ZM225 230V229H224ZM81 231V232H82ZM93 231V232H92ZM98 230H96V232H97ZM120 231V230H119ZM119 231H117V232H119ZM173 231V230H172ZM235 231V230H234ZM248 231V230H247ZM253 231V230H252ZM259 231V230H258ZM60 232H62L61 234H60ZM77 232V231H76ZM112 232V233H111ZM147 232H149L148 230H147ZM165 232H166V230H165ZM174 232V231H173ZM211 232V231H210ZM243 232V231H242ZM253 232H255V231H253ZM68 233V232H67ZM66 233V234H67ZM69 233H71V232H69ZM69 233H68V235H69ZM79 233V232H78ZM100 233V232H99ZM151 233V232H150ZM149 233V234H150ZM228 233V232H227ZM240 233V232H239ZM238 233V234H239ZM246 233V232H245ZM258 233V232H257ZM259 233H261V232H259ZM73 234V233H72ZM86 234V232L84 231V235ZM98 233H96L95 235H97ZM153 234V233H152ZM157 234V233H156ZM160 234H161V232H160ZM163 234V235H164ZM169 234V235H168ZM173 234V233H172ZM220 234V233H219ZM233 234V233H232ZM254 234V233H253ZM262 234V233H261ZM87 235V234H86ZM147 235V234H146ZM158 235V234H157ZM213 235V234H212ZM237 235V234H236ZM257 235V234H256ZM66 236V235H65ZM64 236V237H65ZM70 236H71V238H72V235L70 234ZM75 237L77 236L76 234L74 235ZM74 236H73V238L72 239H74ZM82 236V235H81ZM93 236H91L90 238H93ZM107 236H109V237H107ZM141 236V235H140ZM149 236V235H148ZM151 236V235H150ZM168 236H170V237H168ZM198 236H200L199 238H201L200 240H199V238H197ZM203 236H205V234L203 233ZM219 236V235H218ZM217 236V237H218ZM222 236V235H221ZM221 236H220V238H221ZM224 236H226V235H224ZM229 236V235H228ZM230 236H231V233H230ZM233 236H235V235H233ZM238 236V235H237ZM237 236L234 238V239H236L237 238ZM242 236V235H241ZM246 236V235H245ZM253 236V235H252ZM262 236V235H261ZM63 237V236H62ZM213 237V236H212ZM216 237V238H217ZM85 238H89V237H86L85 236ZM139 238V237H138ZM160 238V237H159ZM167 238H169V239H167ZM214 238V237H213ZM227 238V236L225 237V240L223 239V237L221 238V240L223 239L224 241L223 242H225V241H230V240H227L226 239ZM231 238H232V236H231ZM242 238H244V237H242ZM248 238V237H247ZM247 238H245V239H247ZM252 238V237H251ZM258 238V237H257ZM262 238V237H261ZM67 239V238H66ZM79 239V238H78ZM77 239V240H78ZM149 239H150V237H149ZM154 239V238H153ZM165 239H167V240H165ZM195 239L197 240V242H199L198 244H197V242L195 241ZM206 239V238H205ZM230 239V238H229ZM249 239V238H248ZM0 240H1V238H0ZM62 240V239H61ZM69 240H70V238H69ZM69 240H67V241H69ZM74 240H76V238L74 239ZM103 240V243H105V241L107 240L108 242L107 243H109V240L111 241L108 245H106V246H102L101 244H100V242ZM151 240V239H150ZM163 240V239H162ZM169 240V241H168ZM204 240V239H203ZM206 240H208V239H206ZM206 240H204V241H206ZM215 240V239H214ZM240 240V239H239ZM238 240V241H239ZM243 240V239H242ZM261 240V239H260ZM59 241V240H58ZM65 241V240H64ZM73 241V240H72ZM216 242L218 241V239L217 240H215ZM215 241H213V242H215ZM241 241V240H240ZM244 241V240H243ZM246 242H247V240H245ZM251 241V240H250ZM256 241V240H255ZM262 241H264V239L262 240ZM55 242V243H54ZM138 242H140L139 240H138ZM151 242V241H150ZM166 242V243H165ZM211 242H212V240H211ZM212 242V243H213ZM215 242V244H217ZM220 242V241H219ZM218 242V243H219ZM222 242V243H223ZM233 242H235V241H233ZM232 242V243H233ZM249 242V241H248ZM254 242V241H253ZM257 242V241H256ZM261 242V241H260ZM53 243H54V245H53ZM62 243H66V241L65 242H62ZM102 243V244H103ZM106 243V244H107ZM143 243V242H142ZM149 243V242H148ZM148 243H146V244H148ZM160 243V242H159ZM196 243V244H195ZM203 243H205V242H203ZM212 243H210V241H209V244H208V246L209 245H211ZM222 243H221V245H222ZM231 243V242H230ZM231 243V244H232ZM238 243V242H237ZM241 242H239V244H240ZM255 243V242H254ZM264 243V242H263ZM73 244V245H72ZM78 244V245H79ZM139 244V243H138ZM162 244H164V245H162ZM213 245L212 244V246H215V250L213 251V253L214 252H217L216 251V249H217V247L219 248V246L220 247H222V246H224V245H220L219 244V246H217L216 247V245ZM226 244V243H225ZM228 244H229V242H228ZM231 244L229 245V246H231ZM236 244V243H235ZM244 243H242V245H243ZM249 244V243H248ZM255 244H258V243H255ZM71 245V246H70ZM162 245V246H161ZM207 245V244H206ZM218 245V244H217ZM227 245V244H226ZM238 245V244H237ZM237 245H235V246H233L234 247V249H233V251L231 250V252H232V254L231 253H229V254H225V255H221V256H219L218 255V258H220V262L218 261V263H217V261L216 260H218V259H216L215 261H216V263L215 264H228L229 262H228V260H229V257H230V261H232L231 260V255H234V253L235 252H237V251H239L240 249H239V247L237 246ZM246 245V244H245ZM251 245H253L252 243H251ZM77 246V245H76ZM196 246H198V247H196ZM228 246V245H227ZM226 246V247H227ZM237 246V247H236ZM240 246V245H239ZM74 247V248H73ZM145 247H147V248H145ZM244 247V246H243ZM250 247V246H249ZM198 248V249H197ZM51 249V248H50ZM83 249V250H82ZM145 249H147L146 251H145ZM181 249V252L179 251ZM197 249V250H196ZM213 249H214V247H213ZM220 249H222V248H219V250ZM223 249H224V247H223ZM222 249V250H223ZM228 249H231V248H228ZM228 249H226V250H228ZM237 249H239V250H237ZM245 249V248H244ZM54 250H52L53 252H54ZM88 250V252L89 251H91V253H93V255H91L90 254V252L88 253H85L86 251ZM94 250V249H93ZM241 250H242V248H241ZM81 251V252H80ZM79 252L81 253V255L83 254L84 256H85V254H86V256H85V259L84 258H82L81 256H78L79 255ZM177 252H180V253H177ZM225 252H227V251H225ZM229 252V251H228ZM246 252V251H245ZM29 253V255H31ZM75 253H76V256H75ZM95 253V254H94ZM100 253V254H101ZM220 253H222L221 251H220ZM261 253V252H260ZM88 254H90V255H88ZM103 254H101V256L103 255ZM217 254H219V253H216V255ZM223 254V253H222ZM231 254V255H230ZM236 254V253H235ZM239 254V253H238ZM259 254V253H258ZM262 254H264V253H262ZM82 255V256H83ZM179 255V256H178ZM215 255V254H214ZM244 255H245V253H244ZM261 255V254H260ZM32 256V255H31ZM34 256V255H33ZM74 256H75V258H74ZM83 256V257H84ZM91 256V257H90ZM97 256H100V255H98L97 254ZM105 256H103L102 257V260H103V258L105 257ZM257 256V255H256ZM81 257V258H80ZM89 257V258H88ZM105 257V258H106ZM176 257V258H175ZM192 257V258H191ZM234 257H237V256H234ZM241 257V256H240ZM239 257V258H240ZM259 258H260V256H258ZM42 258V257H41ZM41 258H39L37 261H41L40 259ZM88 258V259H87ZM101 258V257H100ZM118 258H120V259H118ZM123 258V259H122ZM207 258H208V256H207ZM215 258H217V257H215ZM245 257H243V259H244ZM262 258H263V256H262ZM26 259H27V257H26ZM29 259V258H28ZM53 259H55V258H53ZM82 259H84L85 260V262H82ZM107 259V258H106ZM106 259L105 260H103V261H106ZM115 259V260H116ZM169 259V258H168ZM171 259V258H170ZM235 259V258H234ZM257 259V258H256ZM46 260V259H45ZM89 260V261H88ZM111 260V259H110ZM115 260H113V261H115ZM165 260H166V258H165ZM263 260H264V258H263ZM88 261V262H87ZM174 261V260H173ZM174 261V262H175ZM192 261V262H191ZM210 261H212L213 262V260H210ZM238 261V260H237ZM250 261V260H249ZM252 261V260H251ZM26 262V261H25ZM24 261H23V264H26ZM47 262V261H46ZM107 262V261H106ZM109 262V261H108ZM107 262V264H112V263H108ZM111 262V261H110ZM165 262V261H164ZM226 262H228V263H226ZM233 262V261H232ZM231 262V263H232ZM235 262V261H234ZM239 262V261H238ZM244 262H246V260H244ZM253 262V261H252ZM259 262H260V259H259ZM37 263V262H36ZM41 263H42V261H41ZM45 263V262H44ZM49 263V262H48ZM47 263V264H48ZM230 263V264H231ZM248 263V262H247ZM14 264H16V263H14ZM52 264V263H51ZM123 264V263H122ZM164 264V263H163ZM169 264H171L170 262H169ZM210 264V263H209ZM237 264V263H236ZM240 264V263H239ZM257 264H260V263H257ZM261 264H264V261L263 262H261Z\"/></svg>",
	"mask_w": 264,
	"mask_h": 264
}]
</instances>
